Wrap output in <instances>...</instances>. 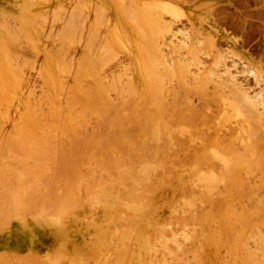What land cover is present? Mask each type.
Instances as JSON below:
<instances>
[{"label":"rangeland","instance_id":"rangeland-1","mask_svg":"<svg viewBox=\"0 0 264 264\" xmlns=\"http://www.w3.org/2000/svg\"><path fill=\"white\" fill-rule=\"evenodd\" d=\"M8 4H10V5H8ZM201 20L206 21L207 25H209V29H210L212 35L211 34H204L201 32V27H200V21ZM7 35H9V37ZM145 47H146V49H144ZM8 48L10 50H8ZM236 53H238V54H236ZM239 54L250 59V61H252V64H250L245 58H242ZM143 58L144 59L147 58L146 60L151 61L150 62L151 64H149V61H146V60L144 61ZM151 59H153V60H151ZM218 59L221 63L219 61L218 62L215 61ZM144 62L149 64L150 69H153V70L155 69L154 71L152 70L153 72L151 70H149V74H148L149 76L152 73L153 76H156V74H157L158 77H160V76H162L161 73L163 74L165 70L168 71V68H170V67L172 68L175 66L176 69L174 71L177 73L176 76H178V78L175 76V74L172 71L174 68H172V70H171L172 73L174 74L173 75L171 73V75L173 76L172 79L170 78L171 75L169 76V78H168V76H166L168 79V80L165 79L166 81L164 79L160 80L162 77L160 79L158 78L160 80V82L162 83V86L164 85L163 88L165 89V91H164V89L161 90V93L163 95L164 94L166 95L169 91V93H168L169 95L167 94L168 96H165L164 100L168 99V98L167 99H165V98L169 97L170 93H171V95H172V93H176V91L174 89L178 88V90L176 89L178 92L180 89H182L184 87L183 85H188V83H189L188 81H190V83L191 82L193 83L194 79H193V81H191L192 80L191 78L196 77L197 81L198 80L200 81V83H198L197 81H195V82L197 83V86L200 84L199 86L200 87L202 86L201 88L206 89V90L204 89L203 92L201 91V93L203 95L206 94L205 97L207 96L206 98H204V99H208L207 102H206V100H204L206 102V105L208 104L207 106L205 104H203V102H204L203 100L202 101L200 100V98L202 99V96H201L202 94L200 95V97H199V94H200L199 92H198V94H196L198 96L195 95L194 92L196 90H192V89L188 88V91H186L187 88L185 86L186 89L185 90L182 89V91L180 90L182 93L179 92V94L182 96V94L184 93V96H183L184 98L182 100L183 101L185 100L187 103H189V101H191L192 102L191 106L193 105L195 107V108L193 107L191 110L190 103L189 104L185 103V105H188L190 107L189 112L190 111L194 112L195 110H193V109H196V107H198L199 105H201V107H203V105H204L206 107V108H204L205 110H207L209 108L206 111V113H205V110H204V112H203V109L201 110L203 113H205L204 116H203V113H202V116L199 113V111H200L199 109H201L200 107H198V109H197L199 111L198 112L196 111L197 112L196 115L199 114V116H201V119H202L200 121V125L202 124L200 127L203 126V130H205V131L208 130L205 134H203L205 138H202V139L204 141L211 140L214 136H216L215 134L217 132V135H219V137H221L220 141H222V144L224 143V146L225 145L229 146V144L233 143V145L235 146L234 149L236 150V151H234V154L236 152L238 153V154L233 155L235 157H232V155H231L232 152H229V153L226 152L227 154L226 155L223 154L224 156L222 154H221V156L220 155L215 156V152H214L215 149L214 148H211V147L208 148V146H207V149H206V147H203V150H206L208 152V153L205 152L207 155H205L203 153L204 151L201 150V152H199V154H198L199 156H197V158L202 159V157L206 158V157H204V155L205 156H211L212 155L214 162L210 163L209 165H207L205 167H204V165H202L201 167H198L196 165L198 159L196 161L193 160L194 157H196V155H197V154H195L197 152H194V151H197V149L195 148L196 149L195 150L193 148L194 146L192 143L190 145L191 147L186 146V148H183V150L185 149V151L182 150L183 151V152H181L182 154L180 153V155L179 154L177 155L178 157H177L176 162L179 161L178 167H180V168L176 167V165H178V163H176L174 161V163H176V165L173 164L175 166V168L173 165L170 166V171L163 170V168L158 169L157 168L158 166H155L156 165L155 163L154 164L149 163V164H151L149 166L154 167V168H151L152 172L150 171L148 164H146V167H144L143 166L144 164H143L142 166L138 165L136 168L128 169L129 171L123 170L121 168V170H123L125 172L127 171L126 173H124L121 170L117 171L114 169L112 171L110 169L111 170L110 171L109 169H106V170H109L110 173L107 171V174L104 176L103 174L106 171H104L103 168L104 167L107 168V167L104 166L100 162V168H98L99 166H97V168L95 166H94L95 168L92 167V169L94 171L89 173V174L91 175V177L94 174L97 175V173H98L97 176H99V175H102V177L104 176L103 177L104 180H98L99 184L101 182L102 186H98L99 185L98 184L97 185L98 187H97L96 184L98 181H96V180L93 181L92 179H90L89 174L84 175L85 174L84 173L83 174L84 176L80 177L81 181L78 178V180H77L78 184H76L77 182H75V183L72 182L74 190H72V188L71 189L69 188L70 192L76 190L75 191L76 193L74 192V194L77 195L76 196L73 194V192L71 194H68V193H70L69 191H68V193L66 192V190H68L67 185H66V181H64V183H63L62 181L57 180L58 182L54 183L55 188L53 187L54 186L53 183H52L53 186L52 185L50 186L49 184H51V183L49 181H47L49 183L48 185L44 182V184H46V186L45 185H43V186L45 188L50 186L51 187L50 191H49V188L45 189L42 185H40V184H42V182H40L41 180L45 181V179H43V178L44 177L46 178L45 175H47V172H48V170L45 169L47 167L44 165L45 163L47 164L46 160H49L51 158V160H49L51 162L52 160H54V158L57 155L58 156L61 155L60 150H54V148H55V145H54L53 147H51L49 155H45L46 157L50 156V158L46 159L45 157H43V161H42V158L41 159L39 158V160H41L42 163L46 159L44 164H43L44 165L43 169H45L47 171L45 172V170L42 169V167H41L42 165L39 166L40 170L38 169L39 172H41V170L43 171L42 172L43 175H42V173L40 175V174H38L37 171H36L37 173H35V171L33 172V171H31V169H29L28 171L30 172V174L32 172V174H31L32 177L33 178L37 177L35 179L30 177V179H32L31 183L29 182L27 185V182H25L26 184L25 183H23V184L18 183L17 184L16 182H14V183L11 182L12 180H15V178L19 177L18 176L19 173H21V174L23 173L20 171H22V170L24 171L25 166L27 167L26 169H28V167L31 166L30 161H29V163H28V161L24 162V163L29 164V166H27V164H24L21 160H19V158L18 159L16 158L15 161H17V162H14L13 158L17 157L15 155L18 154V151L14 155V153H12V152L15 150L12 147L14 145H15L14 147H16L17 145L20 146V144L22 145L23 144L22 141L25 140L26 136H29L30 133H32L33 131L37 130V132H35V133L37 135H39V133H43L47 129L45 127L48 126V129L50 130L51 133H53V130H54V134L53 135L51 134L52 139L53 138L54 139L57 138V140L61 139L60 141L62 143L64 142V144L67 148L68 144L73 143L75 140H78L80 137L87 136V135L90 136L93 134V132L95 133L96 130L98 131V127L101 128V126L104 127V125L105 126L106 125L107 126L112 125V127L114 126L115 129L117 130L118 128L116 127L115 123L117 124L121 118V115H117L116 110L118 108H120L117 105H122L123 102H125V103H123L124 105H126V102L127 103L129 102L130 103L129 106H131L132 104L133 105L141 104L140 105L141 108H148V111L152 112L151 114L156 116V110H155L156 109V105H155L156 104V94L154 95V93H156V92L152 93V90L155 88V91H156L157 86L159 85V82H157V81H159V80H156L155 79L156 77H151V76L149 77L148 75H146L148 73V71L145 72L144 70L145 69L147 70L149 68H148L147 64H146L147 68L144 67L145 66ZM81 63L83 66L81 65ZM217 63L219 66L217 65ZM152 64H153V67H150V66H152ZM177 65L179 67L185 66V68L184 67L183 68L178 67V68L181 70L182 69L187 70V72H188L187 75H191L188 78L187 75L185 74L186 77L188 78V80H187V78L185 77V79L187 81L186 84L181 83V81H182L181 78L184 77V76L182 77V73H185V72H183L184 70H182L181 74H179L180 71L178 70ZM257 67L264 69V0H0V135H1L0 136V143L2 142L1 146H0V182L3 183L0 185V192L3 189L2 192L4 193V191L10 185H11L10 186L11 188L10 187L9 188L12 189L9 191V193H8L9 188H8V190L5 191L4 194L6 197H4V194L2 195V192L0 193L1 194L0 197L1 196L3 197V199L1 198L0 200L4 201L3 203H1L2 201H0V204H1L0 206H2L4 210H5V207H6V210L10 208L9 210H12V212H13V213L11 211L8 212L6 210L4 211L2 209V207L0 208V211L2 210L1 213L3 212L2 214H3V216H5V218H3V216H1V218H0V222L2 223V225L0 224L1 225L0 226V264H17V263L18 264L19 263L20 264L21 263L26 264V262H28L29 264H31V263L36 264L35 262H37V261L41 262L43 264V262H44L43 259H45L44 264H46V262L47 263L50 262L51 260L53 261L54 259L55 260L53 262H55V263L51 262L52 264H73V263H75L74 261H77L78 262L77 264H89V263L90 264H99V263L101 264L100 261L102 259H104V262L107 261L108 264H113V263L114 264H117V263H119V264H121V263H123V264H132V263L133 264H141V263L147 264V263H149V259H150L149 264H151V263H153V264H157V263L158 264H164L165 263L166 264V262H167V264H169V262H171V260H173V262H171L172 264H175V263L176 264H182V263L183 264H194V263L195 264H213V263L214 264H257L256 263L257 260H258V264H263L264 263V260H263L264 259L263 258L264 257V235H263L264 234L263 233L264 232V211H263L264 210V196H261V195L262 194L264 195V183H262L260 181V179L262 178L263 179L262 181L264 182V166H262L261 170H260V166L262 165V163L260 166H259V161H255V164H253L254 159H249V157H246V155H244V152L249 151L250 153L253 152V156L255 157L256 152L254 154V151H252L253 148L252 149L250 148L251 151L246 149V148L244 149L242 147L244 145V143H240L239 137L237 138V136H239L240 132H242L244 130V131H246L245 135H251L252 134L250 136V137H252L250 140L253 139V141L256 143H257V141H255V139L258 140V142H260L261 145H259V143H257V144L263 148L262 143L264 141H262V140H264V133L262 134V132H264V121L261 120V122H260L259 120L264 119V109H263L264 105L260 106L261 105L260 104L261 99H263L262 102L264 104V95H263L264 94V72ZM2 68L4 70H2ZM84 68L87 69L88 72ZM163 68L165 70H163ZM15 69H16V71H15ZM80 70H81V72H80ZM157 70H159V72ZM77 71L80 74H78ZM150 71H151V73H150ZM155 71H156V74H155ZM166 71H165V73H166ZM157 72L160 73V76ZM169 74H170V72H169ZM208 74H209V76H208ZM92 75H93V77H92ZM164 75H168V73L163 74V77L166 78ZM174 76L178 80L174 79L175 78ZM180 76H181V78H180ZM203 76H204V79L206 77V80H209L207 82V84H206V82L202 83V81H205V80H203ZM210 76L213 77L212 80H211ZM207 78H209V79H207ZM150 79H152L151 82L149 81ZM153 79H154V81H156L155 83H154ZM163 80L165 81L164 84L162 82ZM168 81L172 82L171 84L173 85L174 88L171 90H174L175 92L170 91V90H166V89L172 88V86L171 87L168 86L170 88L167 87ZM176 81L178 83H180L182 88L178 87V86H180L179 84L177 86ZM157 83H158V85H157ZM190 83H189V85H190ZM192 83H191V85H192ZM149 84H150V87H149ZM154 84H155V86H153ZM204 84H206L208 86H206ZM231 84H233V85H231ZM234 84H235V87L238 86V87H236L235 91L240 90V92H241L243 90V92L245 93V97L248 99V101H250V99H251L252 103L254 100H255L254 102H256V103H254L255 106H257L256 108L252 107L253 108L252 109L250 107V106H253L254 104L248 106V108L246 107V109L249 111H250L249 107L251 108L252 115L250 114L251 111L249 114L252 118L253 117L254 118L252 119L250 117L248 123H245V124L243 123V118L238 116V112L236 111V109H237L236 106L238 107L240 105V106H243V108H244L245 105H241L240 102L242 100L241 101L239 100L240 102H235V103H237V105L234 102H233L234 103L233 104L232 100H231L232 99L231 97H233L232 92H235L234 91L235 87H233ZM102 86L104 87V90H103ZM152 86L154 88L151 90L150 88ZM193 86L195 87L196 85L193 84ZM204 86H206V87H204ZM216 86H219V87H217L218 89L216 88ZM200 87H199V89H201ZM158 88L162 89L161 86H159ZM223 88H225V89H223ZM85 89H88V90H85ZM77 90H79L80 94H78ZM106 90H108V91H106ZM129 90H131V91H129ZM183 90H184V92H183ZM189 90H190V92H189ZM85 91H87V92H85ZM88 91H90V92H88ZM126 91H128L127 93H129L130 95L129 94L127 95ZM166 91H167V93H166ZM185 91L189 92V93L187 94ZM74 92L77 94L76 96L79 95V97H76ZM91 92H92V94H91ZM104 92L105 93L107 92L108 94L105 95ZM122 92H125V93H122ZM243 92H241V93H243ZM71 93H73V97H71V95H72ZM89 93H90L92 99H90L91 97L89 96ZM100 93H101V95H100ZM151 93L153 95H150ZM185 93L189 97L186 96ZM241 93H239V94H241ZM87 94L89 97L88 99L93 101V102L91 101V104H93L92 106L98 105L97 108L99 110H97L96 106H94L92 108V111L95 110L94 113L96 112V115L98 117H100V115H101L102 117L100 119H97V116L94 117L95 114L93 112H91L90 108L92 106H91V104H89V105L87 104V102L88 103L90 102L86 99ZM98 94H99V96H98ZM120 94H122V97H123L122 99L120 98L121 97ZM123 94H125V95H123ZM177 94L178 93H176V96H177ZM236 94H234V96ZM239 94H237V97L241 98L240 96H238ZM230 95H231V97H230ZM105 96H108L110 103H108V101H109L108 99L106 101V99L103 98ZM124 96H126V97L124 98ZM174 96H175V94H174ZM181 96L178 95L177 98L175 97L176 101H174L175 98H172L173 100L172 99H170V100L174 101L172 103H176L177 101L181 103L182 100L179 101L180 100L179 98H181ZM243 96H244V94H243ZM94 97H95V99H93ZM149 97H151V98H149ZM171 97L172 96H170V98ZM185 97L190 98V100L187 101L185 99ZM214 97L216 98V100ZM219 97L220 98L223 97V98H221V100H220ZM237 97L235 96V98H237ZM78 98H80V100L83 102L85 101L84 105H82V103H80L82 105V107H81V105L78 106L79 104L78 105L76 104L77 101H80V100H78ZM235 98H233L234 101L236 100ZM102 99H103V102H102ZM130 99H133V100H130ZM6 100H8V101H6ZM230 100H231V102H230ZM70 101H71V103L73 102L71 104V106H70ZM98 101L101 103H104V101H105L106 103H104V104H106V106L107 105L112 106V108L106 107L100 103L98 104ZM168 101H169V99L167 100V102L166 101L165 102L168 103ZM112 102L118 107L117 109H115V105ZM170 103H171V101H170ZM180 103H178V104H180ZM242 103L244 104V102H242ZM75 105H76V108L75 109L72 108V107H75ZM85 105L87 106V109L90 106L89 110L85 109L86 108ZM173 105L175 106V104H173ZM180 105L182 106L183 104H180ZM180 105H178V106H180ZM185 105L183 106V108L185 107V109H187ZM39 106H40V108H39ZM126 106L128 107V105H126ZM151 106H153V107H151ZM178 106L176 105V108ZM69 107H70V110H72L71 112L69 110ZM100 107L103 109H101ZM104 107L106 109H104ZM30 108H31V110H28ZM52 108H53V110H52ZM179 108L180 107L177 108L178 109L177 113L178 112L179 113L184 112V111H182L183 108L182 109H179ZM32 109H34V110H32ZM48 109H50V110H48ZM76 109L82 110V112H84V110H85V112L80 114L81 112H79ZM107 109H109V111H111V112L107 111ZM246 109L242 110V111H244V113L246 112L245 115H247V113H248ZM75 110H76V114H74ZM31 111L34 112V115H33L34 118L30 117L33 114ZM41 111L43 113H41ZM53 111H55V112H53ZM58 111H60V112H58ZM97 111H99L100 115H98ZM87 112H89V113H87ZM90 112L92 114H94L93 117L91 116L92 114ZM102 112L104 113V115H106L105 117H104V115H102ZM187 112H188V110H187ZM26 113L28 116L26 115ZM52 113H54V114H52ZM72 113H73V115H72ZM194 113H192V114H194ZM39 114H42V115H39ZM44 114H46L45 115L46 117H44ZM49 114H50V117H49ZM55 114H58V115H55ZM83 114H85L89 117L87 118V116H85ZM89 114H91V115H89ZM182 114H184V113H182ZM186 114H188V113H186ZM37 115L41 116V117H38ZM189 115H190V117L192 116L191 112ZM189 115H187V116H189ZM76 116L77 117L79 116L80 119H78V118L75 119ZM119 116H120V118H119ZM258 116L259 117L262 116V118L261 117L257 118ZM25 117L27 118V120ZM54 117H56V118L59 117L58 119L61 121H59L58 119H56ZM68 117H70V118H68ZM190 117H189V119H191ZM238 117H240V118H238ZM46 118H47V120H45V123H44V119H46ZM48 118H50V119H48ZM85 118H87V119H85ZM93 118H94V121H93ZM107 118H109V119H107ZM37 119L40 120L39 122H42L44 124L40 123L41 124L40 125L38 121H34ZM29 120L32 122L31 124H30ZM67 120H68V122H67ZM81 120L86 121V122H83V124L86 123L85 124L86 126H84L83 124L80 123ZM192 120L194 121L193 124L194 123L196 124V120H198V119H196V117L195 118L193 117V119H191V121ZM26 121L32 127L35 126L34 124H36L35 128H32L35 130H33L31 132L29 129V128H31V126H28L26 124L27 123ZM33 122H36V123L33 124ZM47 122H48V125H45V124H47ZM97 122H98V124H97ZM224 122L225 123L227 122V124H225ZM73 123L77 124L79 127L76 128L75 126H77V125H75ZM254 123H256V125ZM258 123L261 125V127L259 126ZM18 124L20 125V128L22 126L24 128L22 127V129H20ZM61 124L63 125L64 128L62 126H60ZM72 124L74 125L75 128L72 127ZM38 125L40 127H38ZM49 125H51V126H49ZM143 125H145V124L143 123ZM197 125H198V123H197ZM197 125L195 127H197ZM223 125L226 127H224ZM41 126L42 127L45 126V127L42 129ZM95 126H97V128ZM59 127H61V128H59ZM65 127L67 129L66 134L69 136H67L66 134L64 135V133L66 132ZM70 127L72 128V130L75 129V132H74V130L72 132ZM91 127H92V129H91ZM219 127L220 128L222 127L223 129L221 128L219 131ZM79 128L80 129L84 128V129L80 130ZM40 129H42L43 131ZM198 129L200 130L199 125H198ZM258 129H260V130H258ZM209 130H210V132H209ZM68 131L73 133L72 136H70L71 133H68ZM84 131H86V132H84ZM19 132L21 134H19ZM27 132L29 133V135H27ZM61 132L63 133L64 136L62 135ZM35 133L33 132V134H35ZM48 133L46 132L47 135H50V133L49 134ZM56 133H58L57 136L60 135V138H59V136L55 137ZM24 134H26V136ZM83 134H85V135H83ZM148 134L149 135L153 134L156 136L155 133L149 132ZM259 134H261V135H259ZM18 135H20V137H18ZM23 135H24V137H23ZM7 136L9 138H7ZM61 136L64 138L67 137L68 140H66V139L64 140V138H62ZM16 137H17V145H16ZM48 137H50V136H48ZM75 137H77V138H75ZM5 138H6L5 141L7 142V144H6V142H5V144L3 142ZM18 138H19V140H18ZM259 138H260V140H259ZM261 138H262V140H261ZM13 139H14V141H13ZM50 140H51V137H50ZM57 140H56V143L59 142ZM52 141H51V144H53ZM66 141H67V143H66ZM234 141H235V143L236 142L237 143L235 144ZM238 141H239V143H238ZM253 141H251V143H253ZM53 142H55V141H53ZM12 143H14V144H12ZM256 143H254V144H256ZM239 144H242V146L240 147ZM18 146H17V148H18ZM203 146H205V145L203 144ZM9 148H12L13 151H10L11 149H9ZM62 149L65 150V147H62ZM210 149H211V152H209ZM256 150L258 151V149H255V151ZM241 151H243V152H241ZM7 152L8 153L11 152L12 154L10 153V155H9V154H7ZM249 152H248L247 156L251 157L252 154L250 155ZM261 152H263V151H261ZM239 153L240 154L243 153V154H241V156H240ZM50 154L55 155V157L53 156L54 157L53 158ZM217 154H218V152H217ZM261 154H258L257 157H259V158L262 157L263 159L262 160L259 159V160H261L264 164V153H261ZM200 155H203V156L201 157ZM236 155H239L240 157L239 156L236 157ZM6 156L8 158H6ZM10 156L12 157V159L10 158ZM13 156H15V157H13ZM242 156H245L247 159H249L251 161L253 160L252 164H251V162L250 163L248 162L249 165L251 164L250 165L251 167L249 166L248 170L245 168V167H247L245 164L248 165V163L246 161H249V160L244 159L245 157L242 158ZM226 157H228V159H229L228 161H230L231 165H230V168L227 167V168H225V171H224V168H223V166H221V164L227 159ZM97 158H98V160L103 159L100 157H97ZM230 158H232V160ZM237 158L238 159L242 158V159H240V161L242 162L244 160L243 163L246 162L245 164L241 163V164L245 165L244 167L242 166V168H241L240 167L241 165L236 166L235 164L232 163V161L236 162ZM7 159H10V160H7ZM188 160H190L191 162H194V163L193 164L191 163L192 165L191 164L189 165L190 162L188 163L187 162ZM217 160H219L222 163L219 164V161H218V163H215V162H217ZM221 160H223V161H221ZM257 160H258V158H257ZM8 162L9 163L11 162V163L9 164ZM13 162H14V165L12 164ZM198 162H200V160H198ZM256 162H258L259 168L254 166L257 164ZM4 163H6L5 166H4ZM16 163H17V165L19 163V166H17ZM20 163H22V164H20ZM136 163L138 164V162L136 160L131 162L132 165L133 164L137 165ZM185 163L191 167H189V168L185 167L186 166ZM1 164H3V165L1 166ZM232 164H233V167H231ZM20 165H22V168L20 167ZM252 165L254 166V168ZM171 167L173 168L172 171H171ZM234 167H235L236 172L234 170ZM238 167H240L238 169L239 174L237 171ZM57 168L60 170L59 167L55 166V170H54L56 172L55 175H57L58 174L57 172H59V170ZM250 168H252L251 171H253L255 169L253 171V173L250 171ZM18 169H21V170L19 171ZM48 169H49V166H48ZM125 169H127V168H125ZM139 169H141V171ZM148 169H149V174H148ZM256 169L258 171H256ZM154 170L156 173L154 172ZM158 170H159V172H158ZM18 171H19V173H18ZM142 171L145 173H142ZM243 171H244V173H243ZM99 172L100 173L102 172V173L100 174ZM146 172L148 175L146 174ZM234 172H235V175H234ZM248 172L250 173V175L251 174L252 175L250 176ZM224 173L228 174L227 179H226V175ZM14 174H16L15 175L16 177H14ZM110 174H111V176H110ZM166 174H169V175H166ZM232 174L234 176L237 175L238 177L237 176L234 177ZM12 175H13V177H12ZM107 175H108L109 179L107 178ZM120 175H123L124 177L120 176ZM140 175L141 176L146 175V176L145 177L142 176V178H141ZM152 175L154 176L153 179H152ZM6 176L13 178V179L11 178L8 185H4V184H7L8 179H9V178L7 179ZM42 176H44V177H42ZM85 176H86V178H85ZM155 176L157 177V179H154V178H156ZM209 176H210V179H212V176L213 177L217 176V179H220V180H221V178H222V180L225 178L224 179L225 181H222V182H225V183L228 182L229 184H231L235 179V181L237 183L234 181L233 182L234 184H232L234 186H231L228 183H227V185L223 186V183L220 180H217L216 177H215V179L218 182L220 181V184H222V185H220L217 181H215L214 178H213L214 182L211 181L210 179H207ZM241 176H242V178H241ZM1 177H5L6 180L3 179V181H2ZM83 177L85 178V181H84ZM87 177H89V178H87ZM136 177H138L137 181L135 179ZM147 177H149L148 179H151V180L147 181L146 180ZM161 177H162L163 183H162V180H160ZM166 177L170 181L167 180ZM39 178H40V180H39ZM232 178H234V179H232ZM257 178H260V179H257ZM86 179H88L87 180L88 184L85 183ZM113 179H116V180H113ZM202 179H204V180H202ZM205 179L209 180V183L207 180H206L207 183H205L206 182ZM108 180H109V183H107ZM4 181H6V183ZM34 181L36 182L35 183L36 186L34 185ZM113 181H117V182L116 183L114 182L115 183L114 184ZM122 181H124V182H122ZM168 181H169V184H167ZM200 181H201V183H200ZM210 181L212 183H210ZM240 181H242L241 184H240ZM60 182H62L64 185V186H62V183H61L60 185L62 187H64V188L66 187L65 189H63L60 185H58V183H60ZM89 182H91V183L93 182V185H91V183H89ZM121 182L123 184L127 182L126 184H124V186H125L124 188H123V184ZM147 182H149V183H147ZM193 182H195V183H193ZM215 182H217V183H215ZM117 183L122 185L121 188H120V185H118ZM134 183L135 184L138 183V184L135 185ZM238 183H239V185H238ZM29 184L31 185L30 187L33 186L34 188H36L38 186V188H37L38 190L42 189V187H43V190L45 189L44 193L47 196V198H48L47 194L49 193V197L52 199L51 201L48 199V201L50 203L47 201L44 194L41 195V194H39L41 192H36L37 189L36 190L34 189L35 193L33 192L32 189H31L32 190V192H31ZM70 184H71V182H70ZM83 184H85V185H83ZM103 184H104V186H103ZM139 184H140V186H137ZM161 184L163 185V187H161L162 186ZM207 184H209V185H207ZM17 185L21 186L22 190L19 187H16ZM24 185L26 187L27 186L29 187L28 192L31 194L30 197H33V199L34 198L36 199V205L34 204L35 202L32 201L33 200L32 198L29 199L30 194L28 195V192L26 191L27 189L25 190V192L27 194L25 192H23V190H24L23 188H26V187H24ZM56 185H57V188H56ZM72 185H69L68 187H72ZM153 185H156L155 186L156 189ZM212 185H213V187H216L215 191H214V188L211 187ZM218 185H219V188H217ZM22 186H23V188H22ZM93 186H96V187L94 188ZM127 186H128V188H127ZM131 186H133V187H131ZM149 186H152V188ZM207 186H208L207 190L210 188H212V189H210L209 191H206ZM225 186L227 189H230L229 186L231 187V189L233 188L232 190L230 189V191H233V192L228 191L225 188ZM238 186H240V187H238ZM101 187H104V188L102 189ZM139 187H140V190H139ZM196 187H198V188L196 189ZM90 188H91V190H90ZM93 188L95 189V191ZM130 188H134V189L137 188V189H135V191L133 189V191H132L133 196L130 195L131 194V191H129ZM204 188H205V191H204ZM236 188H238V189H236ZM15 189L17 190V192H14V194H13V191ZM201 189H203L202 191L204 193L202 191H200ZM46 190H48V191H46ZM84 190H85V193H84ZM123 190L125 192L124 194L122 192ZM153 190H155L154 193H151V192H153ZM18 191L21 192V194H23V195H20V193ZM60 191H62L65 196L63 195V197H61L62 192H60ZM88 191H90V192L92 191V192L91 193L89 192L90 194H87ZM116 191H117V193H116ZM136 191L137 192L139 191L140 193H136ZM211 191H212V193H211ZM78 192H80V194L82 196L78 195ZM93 192H95V193H93ZM119 192H121V193H119ZM143 192H145V193H143ZM147 192L151 193V194L149 195ZM199 192H200V194H198ZM206 192L210 193L211 195L207 194ZM16 193L18 194L17 197H15ZM37 193L40 195L37 197L41 198V196H43L41 198V200L43 198H45L46 200H44V202H42L43 200L41 201L39 198V200H40V202H39V200L35 196V195H37ZM65 193H67V194H65ZM32 194L33 195L35 194L34 195L35 197ZM51 194L55 195V196H53V198H55L57 195V197L59 196L58 200L60 198L62 200L60 199L59 202H56L52 198ZM121 194H122V196H121ZM125 194L127 196L130 195L131 197H133V198H130V200L131 199H133V200L129 201L130 196L127 199V196ZM144 194H147L149 197L147 195H144ZM8 195H10V196H8ZM25 195H28V196H26L27 199H25L26 198V197H24ZM135 195L136 196L139 195V196H137V198H136ZM214 195H215V197H213ZM251 195H252V198H251ZM116 196L117 197L119 196L118 197L119 199ZM169 196H170V198H169ZM204 196L205 197L209 196V197H207V199H203V198H205ZM248 196H249V198H248ZM10 197H11V199H9ZM115 197L117 199H115ZM142 197L143 198L145 197V198L143 199ZM211 197H213V198H211ZM12 198H14V199H12ZM74 198H75V201H74ZM81 198H83V199H81ZM194 198L196 199L195 201H197V202L194 201ZM236 198H237V200H239L238 202H237ZM258 198L260 200H258ZM6 199L9 200L8 206H7L8 201L6 202ZM15 199H17L18 202H16L17 200L15 201ZM20 199H21V201H20ZM24 199L26 201L27 200L29 201V203L27 202L28 203L27 205H25L26 201H25V204L22 203ZM35 199H34V201H35ZM55 199L57 200V198H55ZM102 199L104 200V203H102V201H103ZM176 199L177 200L180 199L181 201L180 200L177 201ZM198 199H201L203 201L198 200ZM53 200L55 201V204H57V207L54 204V207H56V208L53 207L54 209L51 208L53 206V202H54ZM123 200H124V202H127V203H125V209L123 207V205H124ZM12 201H13V203H12ZM46 201L49 203V205L47 203L48 206L46 205ZM77 201L78 202L82 201V202H80L78 204ZM142 201H144V204L147 202L146 205L151 203V204H153V206L155 208H157V207L158 208L155 209L154 207H152V205H147V206H145L147 208H145L144 204H140V202L142 203ZM167 201H169L168 202L169 204L167 203ZM209 201L211 204L209 203ZM129 202H130V205H129ZM186 202H187V204H186ZM191 202L197 203V204L192 203L193 205H196V206L194 207L191 204ZM10 203L13 205H11ZM21 203H22V205H20ZM32 203H33V205H30ZM37 203H40V204H37ZM176 203H178V204H176ZM202 203H203V205H202ZM50 204L52 205L51 207H50ZM4 205H6V206L4 207ZM10 205L12 207H9ZM17 205H18V209H19V207L21 208V206H25V207L28 206L29 208L26 207L24 210V207H22L21 208L22 214H21L18 212V209L16 208ZM29 205L31 206L32 209L30 208ZM85 205H87V207ZM176 205H178V206H176ZM184 205H185V207L183 208ZM38 206H41V207L38 208ZM110 206H113V207H110ZM118 206H120V207H118ZM126 206H127V209H129V210L126 209ZM150 206H151V208H148ZM160 206H161V209H160ZM227 206H228V208H231V209L228 210ZM230 206H232L233 208ZM71 207H73V208H71ZM92 207H94V208L97 207V208H95V209L93 208L94 210H91ZM131 207H132V209H131ZM181 207L184 210H182ZM235 207H236V209H235ZM34 208L36 211L39 210L40 212L37 211V213H35L36 211L34 210ZM44 208H46V209L50 208V209H48L50 213L48 212V210H46ZM120 208H123V209H120ZM177 208L180 211L177 210V213H176L175 210ZM188 208L189 209L193 208V210L192 209L189 210ZM223 208H224V210L222 211ZM28 209H30V212L33 213L32 215L30 213H27V211H29ZM55 209L57 211H55ZM99 209H103V210H99ZM187 209H188V212H190V213L187 212ZM208 209H210V210H208ZM233 209L236 210V214H238V215H236L235 213H233L234 215L232 214V211L235 212V210H233ZM50 210L51 211L53 210V212L54 211L55 212L51 213ZM79 210H81V211H79ZM90 210H91V212H90ZM109 210H110V212H109ZM118 210L119 211L121 210L122 212H119ZM227 210H228V213L230 212L231 217H233V220L231 218V220L229 221L228 218L230 217V215L227 216L228 215ZM92 211H93V213H92ZM150 211L152 213H150ZM217 211H218V213H221V214L218 215ZM24 212H25V214H23ZM114 212L116 214H113ZM125 212H127V213L125 214ZM136 212L140 213V214H137ZM145 212L147 214H145ZM203 212H204L206 217L204 216ZM223 212H225L226 215ZM11 213L13 215H10ZM16 213H18V214H16ZM55 213H56V215H55ZM74 213H76V214H74ZM122 213H123V216H122ZM148 213H150V214H148ZM187 213H188V215H187ZM260 213H262V214H260ZM135 214H136L137 218L135 217ZM141 214H142V216H141ZM194 214H196V215H194ZM145 215L146 216L148 215L147 218H144V217H146ZM158 215H161V216H158ZM170 215H172V216H170ZM176 215H178V216H176ZM212 215H214V216H212ZM240 215H241V218H240ZM245 215H246V217H245ZM251 215H252V217H251ZM81 216H83V217H81ZM182 216H183V218L187 217L188 219L187 218H186L187 220H185V218L182 219ZM217 216L221 217V220ZM236 216L239 218H236ZM160 217L161 218L163 217V218L161 219ZM175 217L176 218L178 217L177 218L178 220ZM189 217L191 219H189ZM208 217L210 218V221H209ZM117 218H118V221H116ZM139 218H141V219H139ZM148 218H149V221H147ZM156 218H158V219H156ZM159 218H160V220H159ZM172 218H175V219H172ZM199 218H200V222H199ZM212 218H215V219L217 218V219L215 220ZM120 219H122L123 221ZM125 219H127V221ZM167 219H168V221H167ZM203 219H205L206 221H204ZM153 220H154V223L151 224L150 221H153ZM162 220H165V222ZM176 220H177V222H176ZM120 221H122V222H120ZM145 221L147 222L146 224H145ZM178 221H179V223H178ZM226 221H227V223L229 221L230 224H232L234 221V223L231 225L232 226L231 231L229 230L230 225L228 226ZM3 222H6V223H3ZM84 222H85V224H84ZM114 222L117 226L114 224ZM143 222H144V225H143ZM166 222H168L167 223L168 225L166 224ZM76 223H77V225H76ZM108 223H110V226H107ZM177 223L179 225H177ZM3 224H4V226H3ZM139 224H142L143 226H141V225L139 226ZM216 224H217V226L221 225L220 226L221 228L217 227ZM127 225H129V226H127ZM145 225H146V227H145ZM150 225H152V227H150ZM159 225H161V226H159ZM165 225L168 226L169 228L166 227ZM77 226H78V228H77ZM114 226H116V227H114ZM125 226H127V227H125ZM155 226H157L158 228ZM192 226H193V228H192ZM213 226H215V230H218L217 232L214 230ZM225 226H228V230L230 232L227 231V227L225 229ZM120 227L122 228V230ZM185 227L188 230L185 229ZM55 228H57V229H55ZM92 228L93 229L96 228L98 231V234H97L96 229L93 231ZM115 228L118 229L117 235L115 234L116 233ZM129 228H130V230H129ZM85 229L87 231H84ZM161 229H163V230L165 229V230L161 231ZM128 230H129V233H128ZM157 230H159L160 232H158ZM52 231L55 233H53ZM122 231H124L125 234H124V232L122 233ZM135 231L137 232V234ZM142 231H143V233H142ZM184 231L186 232V234H184L185 236H188V235L191 236V235L195 234V237L191 236V239H189V237L182 238L181 235ZM195 231H196V233H194ZM214 231L216 232L215 234H213ZM220 231L222 234H224V237L220 236L221 235L219 233ZM50 232L52 233L51 235H50ZM187 232L188 233L191 232L192 234L191 233L188 234ZM56 233H57V235H56ZM111 233H113V234H111ZM126 233L128 234V236L126 235ZM138 233H140V234H138ZM158 233H160V234L158 235ZM173 233H174V236H172ZM178 233H179V236H176V235H178ZM53 234H55L54 237H52ZM161 234H162V236H161ZM234 234H235V237H234ZM96 235L97 236L102 235L101 237L98 236L100 240L98 239V237ZM107 235H109V236L107 237ZM225 235H227V236L225 237ZM228 235H230V236H228ZM114 236H115L116 240L112 239V238H114ZM117 236L118 237L121 236V237L118 238ZM124 236L129 237V242H128V239L125 240L126 238ZM175 236L179 237L178 239H176V241L178 240L177 241L178 243L175 242V240H174L176 238ZM110 237H112V238H110ZM122 237L124 238L123 239L124 241L121 239ZM147 237H148V239L146 241L142 240V239H145ZM170 237L172 239H173V237H175L173 239L174 241L171 240ZM89 238H91V239H89ZM155 238H157L156 240H158V241L155 242L152 245L154 247H152L150 249V246H151L150 244H152L153 239L155 240ZM163 238H165V239H163ZM169 238H170V240H169ZM196 238L197 239L199 238V240H196ZM252 238L255 240L252 241ZM96 239L99 240V242L97 241L99 244L97 242H95ZM118 239L120 240V242L122 240L123 243L121 242V244H120ZM181 239L182 240L184 239V240L181 241ZM185 239H188V240H186V242L184 243ZM89 240H90L91 244L88 243ZM161 240L163 241V243ZM206 240L209 243L205 242ZM47 241H51L52 246L46 245ZM101 241L103 242V244H105L104 242H106L107 247H110V248L103 246ZM125 241H127V242H125ZM139 241H141V242H139ZM169 241L175 242L177 247L175 248V246H172L173 245L172 243L169 244ZM242 241L244 242V244ZM93 242L95 244L96 243L97 244L95 245ZM109 242H111L112 244ZM144 242L145 243L147 242L148 244L147 243L143 244ZM164 242L165 243L168 242L167 245L170 247L165 248ZM213 242H214V244H213ZM253 242H254V244H253ZM138 243L143 244L142 250H141L142 246L140 245L138 247V245H139ZM157 243H159V246H157L158 245ZM179 243H181V244H179ZM216 243H217V245H216ZM88 244L90 246H88ZM109 244H111L112 246H109ZM161 244H164L163 250L165 249L164 250L165 252H166V249L172 250V251L168 250L169 251L168 253L169 254L171 253L172 256H173V254H175L173 256L174 258L172 256L170 257L167 252L166 253L163 252L162 249L160 251V248H162V246H163V245L161 246ZM234 244L235 245L237 244V245L235 246ZM97 245L98 246L100 245L101 248H100V246L98 248ZM76 246H77V248H76ZM26 247L28 249L25 251ZM102 247H103V249H102ZM104 247L107 248L108 250L105 249ZM179 247H181V249L178 250ZM96 248H97V250L98 249L99 250L98 251L95 250L96 252H94V249H96ZM114 248H116V249L114 250ZM120 248H123L124 251H122V250L120 251L119 250ZM137 248H139V249H137ZM157 248H159V251ZM19 249H20V251H18ZM91 249H93V250H91ZM100 249H101V252H104L106 254V256L104 253L102 254L100 252ZM125 249H126V251H125ZM235 249H237V251ZM256 249H258L259 251H257ZM81 250H82V252H81ZM102 250H105V251H102ZM116 250H118L119 253H117ZM150 250H151V252H150ZM199 250H201V251H199ZM91 251H93V252H91ZM109 251H111V252L109 253ZM136 251H137V253H136ZM138 251H141V252L138 253ZM143 251H144V253H143ZM59 252H60V256L58 258L57 256L59 255ZM149 252H150V254H149ZM197 252L199 255L197 254ZM234 252L236 253V257H235ZM256 252L259 255H257ZM259 252L263 255H261ZM82 253H84V255ZM89 253H92V254L90 255ZM100 253L102 254V256ZM121 253H122V256H120ZM123 253H125L126 259L123 257L124 256ZM146 253H148L150 256ZM154 253H156V254L154 255ZM249 253H251V254H249ZM98 254L101 258L98 256ZM161 254L163 256H161ZM255 254L257 256H255ZM93 255H95V256L93 257ZM118 255L120 256V259H119ZM141 255L145 256V257H142ZM146 255H148L149 258ZM152 255H153V258H152ZM253 255H254V257H257V258H253ZM78 256H80L84 260L79 259L80 257H78ZM261 256H262V258H261ZM61 257H63V258H61ZM88 257H93V258H88ZM110 257H112V259H114V260H112ZM122 257H123V259H122ZM250 257H252L253 260ZM50 258H52V259H50ZM95 258L96 259L98 258L100 261L96 260ZM165 258H166V260H164ZM235 258H236V260H235ZM5 259H7V260H5ZM24 259H26V261ZM89 259H90V261H89ZM121 259L123 262L120 261ZM195 259H197L198 261ZM259 259H260V262H259ZM19 260H20V262H19ZM57 260H59V262ZM94 260H96V261H94ZM116 260H117V262H116ZM174 260H176V261H174ZM143 261H144V263H143ZM96 262H98V263H96ZM104 262H103V264H105ZM37 264H39V263H37Z\"/></svg>","mask_w":264,"mask_h":264},{"label":"bare ground","instance_id":"bare-ground-1","mask_svg":"<svg viewBox=\"0 0 264 264\" xmlns=\"http://www.w3.org/2000/svg\"><path fill=\"white\" fill-rule=\"evenodd\" d=\"M8 5H10V4H8ZM30 23V22H29ZM83 23V22H82ZM143 32V31H142ZM143 34V33H142ZM8 37H9V35H7ZM17 42V41H16ZM12 45V44H11ZM3 49V48H2ZM144 49H146V47L144 48ZM155 49V48H154ZM8 50H10L9 48H8ZM139 50V49H138ZM143 52V51H142ZM141 53V52H140ZM14 54V53H13ZM6 55V54H5ZM143 55V54H142ZM12 57V56H11ZM143 57V56H142ZM147 59V58H146ZM146 59H144L143 58V60L145 61ZM86 60V59H85ZM151 60H153V59H151ZM146 61H149V60H146ZM216 62H218L219 61V59L218 60H215ZM8 62V61H7ZM54 62V61H53ZM151 61H149V64H151L150 63ZM153 62V61H152ZM215 62V63H216ZM220 62V61H219ZM141 63V62H140ZM145 63V62H144ZM143 63V64H144ZM221 63V62H220ZM219 63V64H220ZM146 64L147 63H145L143 66L144 67H146ZM149 64H147V66H148V68H149ZM154 64V63H153ZM153 64H152V66H150V67H153ZM81 65H82V63H81ZM88 65V64H87ZM217 65H218V63H217ZM80 66V65H79ZM83 66V65H82ZM219 66V65H218ZM51 67V66H50ZM179 66L177 65V68H178ZM185 68V66H181V67H179V68ZM87 68V67H86ZM98 68V67H97ZM147 68V67H146ZM167 68V67H166ZM171 68V67H170ZM170 68H168V71L170 72V74H169V72L168 71H166L164 68H163V70H165L166 71V73H168V75H164L165 77L166 76H168V78H169V76L171 75V73H172V71H173V73L175 74V76H176V72L174 71L176 68H175V66L174 67H172V68H174L173 70H172V68L170 69ZM178 68V70L180 71V73L179 74H181V72H182V70H184L183 72H185V73H182V77L183 78H181V76H180V78H181V83L182 84H186V79H185V77H186V75H187V70H185V69H179ZM85 69V68H84ZM89 69V68H88ZM2 70H4L3 68H2ZM68 70V69H67ZM86 71H87V69H85ZM149 70H153V69H145L144 71L146 72V71H148V73L146 74L145 72V74L146 75H148L149 74ZM155 70V69H154ZM153 70V71H154ZM162 70V71H163ZM172 70V71H171ZM15 71H16V69H15ZM52 71V70H51ZM151 71H150V73H151ZM152 71V72H153ZM158 72H159V70H157ZM165 71H164V73L163 74H166L165 73ZM18 72V71H17ZM78 72V71H77ZM80 72H81V70H80ZM88 72V71H87ZM157 72V73H158ZM172 73V74H173ZM12 74V73H11ZM78 74H80L79 72H78ZM90 74V73H89ZM155 74H156V71H155ZM159 74V76H160V73H158ZM163 74L161 73V75L162 76H160V77H158V75L156 74V76H153V74L151 73L150 74V76L151 77H156L155 79L156 80H159L161 77V79L160 80H162V79H166V80H168L167 79V77L166 78H164L163 77ZM173 74V75H174ZM186 74V75H185ZM91 75V74H90ZM3 76V75H2ZM82 76V75H81ZM87 76V75H86ZM99 76V75H98ZM149 76V75H148ZM149 76V77H150ZM172 76V75H171ZM170 76V78L172 79L173 78V76L171 77ZM174 76V77H175ZM189 76H191V75H187V77L189 78ZM208 76H209V74H208ZM80 77V76H79ZM78 77V78H79ZM88 77V76H87ZM92 77H93V75H92ZM177 78H178V76H176ZM174 78V79H177V78ZM186 77V78H187ZM199 77V76H198ZM211 77V76H210ZM15 78V77H14ZM17 78V77H16ZM19 78V77H18ZM76 78V77H75ZM159 78V79H158ZM188 78H187V80H188ZM191 78V77H190ZM212 78L213 77H211V80H212ZM46 79V78H45ZM81 79V78H80ZM149 79V78H148ZM185 79V80H184ZM192 80L191 81H193V79H194V81H193V83H192V85H191V83H190V81H188L189 83H190V85H189V83H188V85H183L184 87L182 88V86L180 85V83H178L177 81V86H178V84L180 85V86H178L179 88L181 87L182 89H186V91H188V88H190V89H192V90H196L194 93H195V95L196 94H198V92L200 93L199 94V97H200V95L202 94L201 93V91L203 92V90L205 89V88H201L199 85V87L201 88V89H199V87L197 86V83L195 82V81H197V78L196 77H193V78H191ZM207 79H209V78H207ZM160 80L159 81H157V82H159V85H158V83H157V89H156V91H155V88L153 87V86H155V84L150 88L151 90H152V93H154V92H156V93H154V95L156 94V116H154V115H152L151 113L152 112H150V111H148V108H141V104H139V105H133L132 103V105L131 106H129L130 105V103L128 104L127 102H126V105H128V107L126 106V105H124L123 103H125V102H123L122 103V105H117L118 107H120V108H118L113 102V104L115 105V109H117L116 111H117V115H121V118H120V116H119V118H120V120H119V122L116 124L115 123V125H116V127L118 128L117 130L115 129V127L113 128L112 127V125H104V127L106 128H104V127H102L101 126V128L100 127H98V131L96 130V132L94 133L93 132V134L92 135H90V136H83V137H78L76 134V136L79 138L78 140H75L73 143H71V144H68L67 145V148H66V146H65V144H64V142L62 143L60 140L61 139H58L57 140V138H55L57 141H59V142H57L56 143V140L53 138L52 139V135L54 134V130H53V133H51L50 132V130L48 129V126L47 127H45V128H47L45 131L48 133H50V135H47L46 134V132L44 131L43 133H39V135H37L35 132H37V130L36 131H33V130H35V129H32V128H35V126H36V124H34V123H36V122H33V124L35 125V126H31L30 124L32 123L30 120V124L27 122L26 124L28 125V126H31V128H29L30 129V131L32 132H34L35 134H33V132L32 133H30V135H29V131L27 132V135H29V136H26V134H24L25 136H26V139L25 140H21L22 141V145L20 144V146H18L17 145V137H16V145L18 146V148H17V146L16 147H12L15 151H13L12 150V148H9V149H11L10 151H13L12 153H14V155L17 153V151H18V154H16L15 156H17V157H15V156H13V157H15V158H13V160H14V162H17V161H15V159L17 158H19V160H21L23 163L26 161H28V163H29V161L31 162L30 164H31V166L30 167H28V169H26L27 167L25 166V169H24V171L22 170V171H20L21 169H18L20 172H23L22 174L21 173H19V171H18V173H19V177L18 178H15V180H12L11 182H16L17 184L18 183H20V184H23V183H25V182H27V185H28V183L30 182L31 183V181H32V179H30V177H32V172H31V174H30V172L28 171L29 169H31V171H35V173H37L38 172V174H40L41 175V173L43 172L42 170H41V172H39V170H40V167L39 166H41L42 167V169L44 168L43 166L45 165L47 168H45V169H47L48 170V172H47V175H45L46 176V178L44 177V176H42V177H44L43 179H45V181H40V182H42V184H40V185H45L46 186V184L48 185L49 183L47 182V181H49L51 184H49L50 186L52 185V183L54 184V183H56V182H58V181H62L63 183H64V181H66V185H67V188H68V190H66V192L68 193V191H69V188L71 189L72 188V190H74V188H73V185H72V182L73 183H75V182H77V180H78V178H79V180L81 179L80 177H82V176H84V175H88L89 173H91V172H93L94 170L92 169V167H96L97 168V166H99L98 168H100V162L104 165V166H106L107 168H103V170L104 171H106V172H104V176L107 174V171L109 172V170L111 169L112 171L115 169V170H121V168L123 169V170H127V171H129L128 169H133V168H136L138 165L139 166H142L143 164V166L144 167H146V164H148V166L149 165H151V164H156L155 166H158L157 168L158 169H160V168H163V170H166V171H170V166H172L173 164L174 165H176V163H178V165H176V167L177 168H180V167H178L179 166V161L178 162H176L177 161V155L179 154L180 155V153L181 152H183V151H185V149L183 150V148H186V146L188 147V146H190L192 143H193V148L195 149H197V151H194V152H197V153H195V154H197L196 155V157H194V159L193 160H197L198 158H197V156H199L198 154H199V152H201V150L202 151H204L203 153L205 154V155H207L205 152H207L206 150H203V147H206V149H207V146H208V148H214L215 149V156L217 155H220L221 156V154L223 155H226L227 153H229V152H232L231 153V155H232V157H235V156H233V155H235V154H238L237 152L234 154V151H236L234 148H235V146L233 145V143L232 144H229V146H224V143L222 144V141H220V138L221 137H219V135H217V132H216V136H214L211 140H208V141H204L202 138H205L204 137V135L203 134H205L207 131H205V130H203V126L202 127H200L201 125H200V121L202 120L201 119V116H202V113L204 112V108H206L204 105H203V107H201V105H199L198 107H200L201 109H199V110H197L198 109V107H196V109H193V110H195L194 112H192V111H190L191 112V115L195 118L196 117V119H198V120H196V124L194 123L193 124V120L191 121V119H193V117L191 116L190 117V112H189V110H190V107H191V110H192V108L194 107L193 105L191 106V104H192V102L191 101H189V103H190V107L188 106V105H185V103L186 104H189V103H187L185 100V102L182 100L184 97V93L182 94V96L179 94V92L180 93H182L181 91H182V89H180L178 92H177V90H178V88H176V89H174L175 91H176V93H178L177 94V96L179 95V96H181V98H179L180 100L179 101H181V103L180 102H178V103H180V104H183L182 106L180 105V104H178L177 102L176 103H172V102H174V101H176V98H177V96H176V93H172V95H171V93H170V96H172L171 98H170V96L169 97H166L165 99H169V101H168V103H166L167 102V100H164V97L165 96H168L169 94V91H168V93H167V91H166V93L168 94H162L161 93V90H163L164 88V85L162 86V83L160 82ZM162 81L163 82V84H164V82L166 81ZM170 80V79H169ZM178 80V79H177ZM203 80H205V81H202V83L203 82H206V84H207V82L209 81V80H206V77H205V79H204V76H203ZM50 81V80H49ZM150 82L152 81V79H150L149 80ZM148 81V82H149ZM153 81H154V79H153ZM184 81V82H183ZM57 82V81H56ZM94 82V81H93ZM149 82V83H150ZM156 81H154V83H155ZM198 83H200V81L198 80L197 81ZM213 82V81H212ZM117 83V82H116ZM161 83V84H160ZM168 84H167V87L168 86H172V88H170V87H168V88H170V89H166V90H170V91H174V90H171V89H173L174 87H173V85L171 84L172 82H170V81H168L167 82ZM170 83V84H169ZM196 83V84H195ZM76 84V83H75ZM82 84V83H81ZM102 84V83H101ZM129 84V83H128ZM151 84V83H150ZM150 84H149V87H150ZM193 84L194 85H196L195 87L193 86ZM206 84H204V85H206ZM152 85V84H151ZM203 85V84H202ZM231 85H233V84H231ZM159 86H161L162 87V89H159L158 87ZM185 86H186V88H185ZM188 86V87H187ZM206 86H208V85H206ZM206 86H204V87H206ZM224 86V85H223ZM111 87V86H110ZM130 87V86H129ZM139 87V86H138ZM176 87V86H175ZM217 87H219V86H216V88ZM221 87V86H220ZM233 87H235V84H234V86ZM232 87V88H233ZM236 87H238V86H236ZM236 87L234 88V91L236 90ZM240 87V86H239ZM64 88V87H63ZM85 88V87H84ZM87 88V87H86ZM102 88H103V90H104V87L102 86ZM128 88V87H127ZM133 88V87H132ZM197 88V89H196ZM215 88V89H216ZM226 88V87H225ZM225 88H223V89H225ZM106 89V88H105ZM130 89V88H129ZM218 89V88H217ZM221 89V88H220ZM228 89V88H227ZM8 90V89H7ZM85 90H88V89H85ZM91 90V89H90ZM109 90V89H108ZM108 90H106V91H108ZM132 90V89H131ZM131 90H129V91H131ZM184 90H183V92H184ZM199 90V91H198ZM206 90V89H205ZM230 90V89H229ZM232 90V89H231ZM242 90V89H241ZM9 91V90H8ZM67 91V90H66ZM70 91V90H69ZM94 91V90H93ZM164 91H165V89H164ZM174 91V92H175ZM185 91V92H186ZM221 91V90H220ZM233 91V90H232ZM77 92H78V94H80V92H79V90H77ZM85 92H87V91H85ZM88 92H90V91H88ZM128 91H126V93H127ZM133 92V91H132ZM189 92H190V90H189ZM189 92H186L187 94L189 93ZM205 92V91H204ZM241 92H243V90L241 91ZM240 92V90H237V91H235V92H232V95H233V97H231V95H230V97L232 98L231 100H232V103L234 102H240L241 100V105H245V107L243 108V106H236V111L238 112V116H240V117H242L243 118V123L245 124V123H248V121H249V118L251 117L250 116V114L252 115V110H251V108L253 107H257V106H255V104L254 103H256V102H254L253 101V103H252V101H251V99H250V101H248V99L245 97V93L243 92V93H241ZM10 93V92H9ZM17 93V92H16ZM68 93V92H67ZM75 93V92H74ZM105 93V92H104ZM122 93H125V92H122ZM134 93V92H133ZM150 94V95H153V94ZM165 93V92H164ZM185 93V95L186 96H188L187 94ZM219 93V92H218ZM231 93V92H230ZM239 94V93H241V94H239L238 96H240L241 98H238L237 97V94ZM247 93V92H246ZM2 94V93H1ZM11 94V93H10ZM57 94V93H56ZM72 95H71V97H73V93H71ZM91 94H92V92H91ZM106 94H108L107 92L105 93V95ZM129 93H127V95H128ZM148 94V93H147ZM174 94H175V96H174ZM205 94V93H204ZM220 94V93H219ZM234 94H236L235 96L237 97V98H235V96H234ZM243 94H244V96H243ZM58 95V94H57ZM60 95V94H59ZM77 94L75 93V96H76ZM85 95V94H84ZM100 95H101V93H100ZM121 95V99L123 98L122 97V94H120ZM123 95H125V94H123ZM130 95V94H129ZM135 95V94H134ZM206 95V94H205ZM205 95H201L202 96V99L200 98V100L202 101H204V100H206V102H207V100L208 99H204V98H206L205 97ZM264 95V94H263ZM12 96V95H11ZM86 96V95H85ZM89 96L91 97V95H90V93H89ZM98 96H99V94H98ZM97 96V97H98ZM132 96V95H131ZM196 96H198V95H196ZM219 96V95H218ZM3 97V96H2ZM76 97H79V95L78 96H76ZM107 97V98H106ZM126 96H124V98H125ZM176 97V98H175ZM189 97V96H188ZM216 97V96H215ZM214 97V98H215ZM262 97V96H261ZM81 98V97H80ZM80 98H78V100H80ZM89 97H88V94H87V100L88 101H90L89 103L87 102V104L89 105V104H91V101L92 100H89L88 99ZM103 98H105L106 99V101H107V99H108V96H105V97H103ZM129 98V97H128ZM135 98V97H134ZM149 98H151V97H149ZM172 98H175V100L174 101H172L173 99ZM221 98H223V97H221ZM221 98L219 97V99L221 100ZM233 98H235L236 100L234 101L233 100ZM257 98V97H256ZM70 99V98H69ZM82 99V98H81ZM90 99H92V97L90 98ZM93 99H95V97L93 98ZM170 99H172V100H170ZM185 99L188 101V100H190V98H187V97H185ZM71 100V99H70ZM83 100V99H82ZM99 100V99H98ZM109 100V99H108ZM130 100H133V99H130ZM215 100H216V98H215ZM231 100H230V102H231ZM240 100V101H239ZM6 101H8V100H6ZM72 101V100H71ZM71 101H70V106H71V104L73 103H71ZM135 101V100H134ZM166 101V102H165ZM170 101H171V103H170ZM261 102H260V106H262V105H264L263 104V99H261L260 100ZM93 102V101H92ZM102 102H103V99H102ZM183 102V103H182ZM206 102L204 101L203 102V104H205L206 105ZM242 102H244V104L242 103ZM80 103H82V105H84V103H85V101L83 102V101H77L76 102V104L78 105V106H80L81 104ZM103 104L104 106H106V104H104V103H106L105 101H104V103H101V102H99L98 101V104ZM108 103H110V100L108 101ZM170 103V104H169ZM233 103V104H234ZM250 103V104H249ZM258 103V102H257ZM86 104V105H87ZM112 104V105H113ZM121 104V103H120ZM173 104H175V106L173 105ZM194 104V103H193ZM236 105H237V103H235ZM252 104H254L253 106H250V105H252ZM82 105H81V107H82ZM85 105V106H86ZM87 105V106H88ZM93 104H91V106H92ZM176 105L178 106V105H180V106H178V107H180L179 109H182L183 108V106L185 105L186 106V108L187 109H185V107L183 108V110L182 111H184V112H180L181 114L182 113H184V114H180L179 112L177 113V111H178V107L176 108ZM208 105V104H207ZM206 105V106H207ZM226 105V104H225ZM247 105V106H246ZM73 106V105H72ZM87 106H86V108L85 109H87ZM94 106H96V108L98 107V105H94ZM94 106H92L91 108H90V106L88 107V109L87 110H89V108L91 109V112H93L94 113V111H92V108L94 107ZM143 106V105H142ZM248 106H250L249 107V109H250V111H251V113H250V111L249 110H247L246 109V107L248 108ZM36 107V106H35ZM103 107V106H102ZM106 107H109V108H112V106H106ZM151 107H153V106H151ZM189 107V108H188ZM259 107V106H258ZM39 108H40V106H39ZM38 108V109H39ZM72 108H76V105H75V107H72ZM78 108V107H77ZM95 108V109H96ZM101 108V107H100ZM195 108V107H194ZM252 108V109H253ZM73 109V110H74ZM81 109V108H80ZM101 109H103V108H101ZM104 109H106L105 107H104ZM151 109V108H150ZM185 109V110H184ZM203 109V112L201 111ZM209 109V108H208ZM207 109V110H208ZM243 109H246L247 110V115H245L246 114V112L244 113V111H242ZM264 109V108H263ZM28 110H31V108L30 109H28ZM32 110H34V109H32ZM41 110V109H40ZM48 110H50V109H48ZM52 110H53V108H52ZM51 110V111H52ZM58 110V109H57ZM69 110H70V107H69ZM76 110H78V109H76ZM76 110H75V113L74 114H76ZM84 110V109H83ZM86 110V111H87ZM97 110H99L98 108H97ZM111 110V109H110ZM113 110V109H112ZM128 110V111H127ZM187 110H188V112H187ZM207 110H205V113H206V111ZM245 110V111H246ZM39 111V110H38ZM72 110H70V112H71ZM79 112H81L80 114H82V113H84L85 112V110H84V112H82V110H78ZM105 111V110H104ZM107 111H109V109H107ZM154 111V110H153ZM199 111V113L201 114V116H199V114H197L196 115V113ZM32 112V111H31ZM53 112H55V111H53ZM57 112V111H56ZM58 112H60V111H58ZM90 112V113H91ZM101 112V111H100ZM109 112H111V111H109ZM108 112V113H109ZM188 113V114H186V113ZM33 114H32V116H30V117H33L34 118V112H32ZM39 113V112H38ZM41 113H43L42 111H41ZM73 113H72V115H73ZM87 113H89V112H87ZM97 113H98V115H100L99 114V111H97ZM113 113V112H112ZM111 113V114H112ZM123 113V114H122ZM192 113H194V114H192ZM205 113H203V116H204V114ZM52 114H54V113H52ZM92 114V113H91ZM91 114H89V115H91ZM95 114V115H94ZM94 114H92L91 116L93 117V115H94V117H96L97 115H96V112L94 113ZM106 114V113H105ZM186 114V115H185ZM26 115H27V113H26ZM39 115H42V114H39ZM46 114H44V117H46L45 116ZM55 115H58V114H55ZM70 115V114H69ZM83 115H85V114H83ZM102 115H104V113L102 112ZM187 115H189V116H187ZM195 115V116H194ZM28 116V115H27ZM38 116V115H37ZM48 116V115H47ZM52 116V115H51ZM54 116V115H53ZM85 116H87V115H85ZM106 115H104V117H105ZM110 116V115H109ZM38 117H41V116H38ZM43 117V118H44ZM49 117H50V114H49ZM57 117V116H56ZM56 117H54V118H56ZM75 117V116H74ZM89 116H87V118H88ZM102 116L100 115V117H98L97 116V119H100ZM189 117L191 118V119H189ZM240 117H238V118H240ZM261 118H262V116H260ZM259 116L257 117V118H260ZM26 118V117H25ZM42 118V119H43ZM59 118V117H58ZM58 118H56V119H58ZM68 118H70V117H68ZM80 119L79 118V116L77 117L76 116V118L75 119ZM87 118H85V119H87ZM113 118V117H112ZM252 118V117H251ZM254 118V117H253ZM252 118V119H253ZM48 119H50V118H48ZM62 119V118H61ZM72 119V118H71ZM96 119V118H95ZM104 119V118H103ZM107 119H109V118H107ZM256 119V118H255ZM26 120H27V118H26ZM45 120H47V118L46 119H44V123H45ZM59 120V119H58ZM57 120V121H58ZM73 120V119H72ZM195 120V119H194ZM261 120L262 121H264V119H260L259 121L261 122ZM34 121H40L39 119H37V120H34ZM42 121V120H41ZM56 121V120H55ZM59 121H61V120H59ZM93 121H94V118H93ZM97 121V120H96ZM95 121V122H96ZM101 121V120H100ZM103 121V120H102ZM198 121V122H197ZM241 121V120H240ZM239 121V122H240ZM254 121V120H253ZM258 121V120H257ZM258 121V122H259ZM67 122H68V120H67ZM83 122H86V121H82L81 120V124H83ZM89 122V121H88ZM112 122V121H111ZM116 122V121H115ZM212 122V121H211ZM242 122V121H241ZM252 122V121H251ZM25 123V122H24ZM23 123V124H24ZM40 123H42V122H39V124ZM44 123H42V124H44ZM50 123V122H49ZM55 123V122H54ZM59 123V122H58ZM62 123V122H61ZM105 123V122H104ZM143 123L145 124V125H143ZM197 123H198V125H199V128H200V130L198 129V125H197ZM202 123V122H201ZM225 123V122H224ZM263 123V122H262ZM22 124V125H23ZM32 124V125H33ZM67 124V123H66ZM73 124H75V123H73ZM72 124V127H74V125ZM86 123H84L83 125L84 126H86L85 125ZM97 124H98V122H97ZM208 124V123H207ZM216 124V123H215ZM225 124H227V122L225 123ZM224 124V125H225ZM241 124V123H240ZM255 125H256V123H254ZM259 124V123H258ZM257 124V125H258ZM19 125V124H18ZM41 125V124H40ZM45 125H48V122H47V124H45ZM75 125H77V124H75ZM82 125V126H83ZM91 125V124H90ZM89 125V126H90ZM114 125V124H113ZM197 125V127H195ZM223 125V126H224ZM243 125V124H242ZM49 126H51V125H49ZM59 126V125H58ZM60 126H62L63 127V125L61 124ZM65 126V125H64ZM93 126V125H92ZM145 126V127H144ZM215 126V125H214ZM254 126V125H253ZM259 126L261 127V125L259 124ZM23 127V126H22ZM22 127L20 128V125H19V128L20 129H22ZM38 127H40L39 125H38ZM44 127H42L41 126V128L43 129ZM76 128L77 127H79L78 125L77 126H75ZM74 127V128H75ZM96 128H97V126H95ZM224 127H226V126H224ZM249 127V126H248ZM24 128V127H23ZM59 128H61V127H59ZM64 128V127H63ZM197 128V129H196ZM222 128V127H221ZM220 127H219V131H220V129H221ZM243 128V127H242ZM255 128V127H254ZM257 128V127H256ZM27 129V128H26ZM32 129V130H31ZM39 129V128H38ZM42 129H40V130H42ZM70 129L72 130V128L70 127ZM80 129V128H79ZM84 129V128H83ZM82 128L80 129V130H83ZM87 129V128H86ZM91 129H92V127H91ZM94 129V128H93ZM210 129V128H209ZM216 129V128H215ZM223 129V128H222ZM244 129V128H243ZM262 129V128H261ZM19 130V129H18ZM63 130V129H62ZM65 130H66V132L64 133V135L67 133V129H66V127H65ZM74 130V132H75V129H73ZM73 130H72V132H73ZM153 130V131H152ZM156 130V131H155ZM232 130V129H231ZM251 130V129H250ZM258 130H260V129H258ZM26 131V130H25ZM24 131V132H25ZM43 131V130H42ZM70 131V130H69ZM68 131V133H71V135L70 136H72V132H69ZM77 131V130H76ZM203 131V132H202ZM216 131V130H215ZM218 131V132H219ZM253 131V130H252ZM23 132V131H22ZM39 132V131H38ZM60 132V131H59ZM58 132V133H59ZM79 132V131H78ZM84 132H86V131H84ZM92 132V131H91ZM155 133L156 134V136L155 135H153V134H151V135H149L148 133ZM209 132H210V130H209ZM254 132V131H253ZM48 133V134H49ZM58 133H56L54 136L55 137H58L59 136V138H60V135H58L57 136V134ZM62 133V132H61ZM202 133V134H201ZM245 133H246V131H242V132H240V134H239V136H237V138L239 137V141H240V143H244V145L242 146V144H239L240 145V147L242 146L244 149L246 148V149H248V150H250L251 151V149L253 148V150L252 151H254V154H255V152H256V154H255V157L253 156V152L252 153H250L249 151V154L251 155V157L250 156H247L248 155V152H244V155H246V157H249V159H254V163L253 164H255V161H259V166L261 165V163H262V165L260 166V170H261V167L262 166H264V164H263V162L261 161L263 158L261 157V158H259V157H257L258 156V154H261V153H264V142L262 143V145H263V148L262 147H260L259 145H261V143L260 142H258V140H256L255 139V141H257V143H259V145L256 143V142H254L253 141V139L252 140H250L252 137H250L251 135H245ZM264 132H262V134H263ZM19 134H21L20 132H19ZM52 134V135H51ZM24 135H23V137H24ZM62 135H63V133H62ZM63 135V136H64ZM67 135V134H66ZM83 135H85V134H83ZM259 135H261V134H259ZM1 136V135H0ZM17 136V135H16ZM48 136H50L51 137V140H50V137H48ZM53 136V137H54ZM67 136H69V135H67ZM208 136V135H207ZM211 136V135H210ZM213 136V135H212ZM18 137H20V135H18ZM62 137V136H61ZM77 137H75V138H77ZM209 137V136H208ZM250 137V138H249ZM259 137V136H258ZM7 138H9L8 136H7ZM62 138H64V137H62ZM71 138V137H70ZM257 138V137H256ZM68 140V138L66 137V138H64V140ZM209 139V138H208ZM6 140V138L4 139V144H5V141ZM18 140H19V138H18ZM55 141V142H53V141ZM74 140V139H73ZM206 140V139H205ZM259 140H260V138H259ZM261 140H262V138H261ZM13 141H14V139H13ZM51 141H52V143L53 144H51ZM237 141V140H236ZM239 141H238V143H239ZM251 141H253V143H251ZM262 141H264V140H262ZM261 141V142H262ZM61 142V143H60ZM225 142V141H224ZM227 142V141H226ZM2 143V142H1ZM1 143H0V146H1ZM66 143H67V141H66ZM69 143V142H68ZM234 143H235V141H234ZM237 143V142H236ZM235 143V144H236ZM254 143H256V144H254ZM6 144H7V142H6ZM12 144H14V143H12ZM187 144V145H186ZM203 144L205 145V146H203ZM55 145V148H54V150H60V153H61V155L60 156H56L55 157V155H51L53 158H54V160H52L51 162L49 161V160H51V158H50V156L48 157H46L45 155H49V153H50V150H51V147H53ZM5 146V145H4ZM8 146V145H7ZM237 146V145H236ZM3 147V146H2ZM62 147H65V150H63L62 149ZM191 147V146H190ZM200 147V148H199ZM7 148V147H6ZM192 148V149H193ZM200 150H199V149ZM251 148V149H250ZM258 149V151L256 150L255 151V149ZM195 149V150H196ZM183 150V151H182ZM199 150V151H198ZM209 150V149H208ZM243 150V149H242ZM263 151V152H261V151ZM52 152V151H51ZM209 152H211V149H210V151ZM217 152H218V154H217ZM222 152V153H221ZM227 152V153H226ZM240 152V151H239ZM241 152H243V151H241ZM260 152V153H259ZM11 153V152H10ZM10 153H8L7 152V154H9L10 155ZM11 153V154H12ZM202 153V154H203ZM208 153V152H207ZM220 153V154H219ZM247 153V154H246ZM182 154V153H181ZM241 154H243V153H241ZM241 154L239 153V155L241 156ZM204 155V157H206V158H203L202 156L203 155H200L201 157H202V159H198V160H200V162H198V160H197V163H196V165L198 166V167H201L202 165H204V167L205 166H207V165H209L210 163H212V162H214L213 161V156L211 155V156H205ZM223 155V156H224ZM239 155H236V157H238ZM262 155V154H261ZM176 156V157H175ZM192 156V155H191ZM190 156V157H191ZM239 156V157H240ZM263 156V155H262ZM43 157H45L46 159L47 158H50L49 160H46V162H47V164L45 163L44 164V162H45V160H44V162L42 163L41 162V160H39V158L41 159L42 158V161H43ZM97 157H100V158H103V159H99L98 160V158ZM189 157V156H188ZM200 157V158H201ZM243 157H245V156H242V158ZM244 158V159H246V160H249V159H247V158ZM6 158H8L7 156H6ZM10 158L12 159V157L10 156ZM176 158V159H175ZM227 159L222 163V162H220L219 160H217V162H215V163H218V161H219V164L220 163H222L221 164V166H223V168H224V171H225V168H227V167H229L230 168V165H231V163H230V161H228L229 159H228V157H226ZM242 158H240V159H242ZM257 158H258V160H257ZM179 159V158H178ZM218 159V158H217ZM221 159V158H220ZM231 160H232V158H230ZM240 159H238L237 158V161L236 162H233L232 161V163L233 164H235L236 166L238 165H241L240 167L242 168V166L244 167L245 165L247 166V167H245L247 170H248V168H249V166L252 164V161L251 160H249V161H246L247 163L249 162H251V164L249 165V163H248V165L247 164H245L246 162H244L243 163V161L241 162L240 161ZM259 159H261V160H259ZM7 160H10V159H7ZM137 161L138 162V164L137 165H135V164H131V162H133V161ZM187 160V159H186ZM192 160V159H191ZM192 160V161H193ZM20 161V162H21ZM174 161L176 162V163H174ZM216 161V160H215ZM221 161H223V160H221ZM235 161V160H234ZM261 161V162H260ZM7 162V161H6ZM14 162L12 163L13 165H14ZM19 162V161H18ZM188 163H189V165L192 163H194V162H191L190 160H188L187 161ZM9 163V162H8ZM11 163V162H10ZM9 163V164H10ZM28 163H24V164H27V166H29V164ZM41 163V164H40ZM149 163H151V164H149ZM181 163V162H180ZM214 163V164H215ZM241 163H243V164H245V165H243V164H241ZM257 164V166L256 165H254L255 167H258L259 168V166H258V162H256ZM5 164L6 163H4V166H5ZM20 164H22V163H20ZM44 164V165H43ZM101 164V165H102ZM141 164V165H140ZM191 164V165H192ZM233 164H232V166L231 167H233ZM3 164H1V166H2ZM12 165V166H13ZM16 165H17V163H16ZM102 165V166H103ZM173 165V166H174ZM185 167H187V168H189V167H191V166H189V165H187L186 163H185ZM234 165V166H235ZM3 166V167H4ZM17 166H19V163H18V165ZM48 166H49V169H48ZM55 166L56 167H59L60 168V170H59V172H57L58 174L57 175H55ZM154 166V165H153ZM183 166V165H182ZM181 166V167H182ZM253 166V165H252ZM254 166H253V168H254ZM2 167V168H3ZM20 167L22 168V165H20ZM33 167V168H32ZM94 167V168H95ZM240 167H238L237 168V171H238V169L240 168ZM251 167V166H250ZM125 168H127V169H125ZM139 168V167H138ZM149 168H150V171L152 172V169L151 168H154V167H151V166H149ZM156 168V169H157ZM174 168H175V166H174ZM176 168V169H177ZM217 168V167H216ZM257 168V169H258ZM39 169V170H38ZM45 169H43V170H45ZM106 169H109V170H106ZM155 169V170H156ZM232 169V168H231ZM256 169V171H258ZM47 170H45V172L47 171ZM102 170V169H101ZM110 170V171H111ZM123 170H121V171H123ZM140 171H141V169H139ZM155 170H154V172H155ZM173 170V168L171 167V171ZM178 170V169H177ZM180 170V169H179ZM212 170V169H211ZM223 170V169H222ZM234 170H235V167H234ZM246 170V171H247ZM252 170V168H250V171ZM255 170V169H254ZM253 170V171H254ZM37 171V172H36ZM96 171V170H95ZM100 171V170H99ZM126 171V172H127ZM145 171V170H144ZM229 171V170H228ZM253 171H251L252 173H253ZM97 172V171H96ZM103 172V171H102ZM101 172V173H102ZM116 172V171H115ZM124 173H126L125 171H123ZM131 172V171H130ZM133 172V171H132ZM158 172H159V170H158ZM177 172V171H176ZM235 172H236V170H235ZM235 172H234V175H235ZM16 173V172H15ZM34 173V174H35ZM85 173V174H84ZM100 173V172H99ZM100 173V174H101ZM110 173V172H109ZM141 173V172H140ZM142 173H145V172H143L142 171ZM156 173V172H155ZM154 173V174H155ZM232 173V172H231ZM230 173V174H231ZM241 173V172H240ZM243 173H244V171H243ZM249 173V172H248ZM262 173V172H261ZM84 174V175H83ZM113 174V173H112ZM121 174V173H120ZM129 174V173H128ZM127 174V175H128ZM133 174V173H132ZM146 174H147V172H146ZM148 174H149V169H148ZM147 174V175H148ZM162 174V173H161ZM225 175H226V179H227V177H228V174H226V173H224ZM238 174H239V171H238ZM263 174V173H262ZM16 174H14V177H16L15 176ZM39 175V176H40ZM42 175H43V173H42ZM59 175V176H58ZM97 175H98V173H97ZM97 175H92V177H91V175L89 174V176H90V179H92L93 181L94 180H96V181H98V180H104V176L102 177V175H99V176H97ZM166 175H169V174H166ZM176 175V174H175ZM218 175V174H217ZM221 175V174H220ZM233 175V174H232ZM231 175V176H232ZM233 175V176H234ZM249 175H250V173H249ZM252 175V174H251ZM250 175V176H251ZM110 176H111V174H110ZM120 176H123V175H120ZM143 177H145L144 175H142ZM142 176L140 175V177L142 178ZM159 176V175H158ZM224 176V175H223ZM230 176V175H229ZM232 176V177H233ZM237 176V175H236ZM236 176H234V177H236ZM263 176V175H262ZM12 177H13V175H12ZM12 177H7L6 176V178L8 179V182H7V184H4V185H8L9 184V182H10V180H11V178ZM124 177V176H123ZM130 177V176H129ZM153 175H152V179H153ZM156 177V176H155ZM165 177V176H164ZM216 177V179H217V176H215ZM215 177H213L212 176V179L214 178L215 179ZM220 177V176H219ZM222 177V176H221ZM238 177V176H237ZM244 177V176H243ZM33 178V177H32ZM35 178H37V177H35ZM35 178H33V179H35ZM84 178V177H83ZM85 178H86V176H85ZM85 178H84V181H85ZM87 178H89V177H87ZM107 178H108V175H107ZM106 178V179H107ZM116 178V177H115ZM127 178V177H126ZM149 177H147L146 178V180L148 181H150L151 179H148ZM151 178V177H150ZM160 178V177H159ZM231 178V177H230ZM229 178V179H230ZM241 178H242V176H241ZM245 178V177H244ZM256 178V177H255ZM261 178V177H260ZM260 178H257V179H260ZM3 179H5V177H1V180L3 181ZM13 179V178H12ZM42 179V178H41ZM109 179V178H108ZM112 179V178H111ZM123 179V178H122ZM136 179V181H137V179H138V177H136L135 178ZM144 179V178H143ZM154 179H157V177L156 178H154ZM166 179H167V177H166ZM207 179H210V176L207 178ZM207 179H205V181L207 180ZM212 179H210L211 181H213L214 182V179L212 180ZM215 179V181H217V180H220V179H217L216 180ZM225 179V178H224ZM222 180V178H221V182L222 181H225V180ZM232 179H234V178H232ZM246 179V178H245ZM6 180V179H5ZM39 180H40V178H39ZM58 180V181H57ZM87 180L88 179H86V182L85 183H87L88 184V182H87ZM113 180H116V179H113ZM145 180V181H146ZM160 180H162V177H161V179ZM167 180H169V179H167ZM175 180V179H174ZM202 180H204V179H202ZM255 180V179H254ZM263 179L261 178L260 179V181L262 182V183H264L263 181H262ZM81 181V180H80ZM79 181V182H80ZM119 181V180H118ZM125 181V180H124ZM124 181H122V182H124ZM141 181V180H140ZM139 181V182H140ZM144 181V182H145ZM170 181V180H169ZM169 181H168V183L167 184H169ZM208 181V183H209V180H207ZM207 181L205 182V183H207ZM210 181V183H212ZM220 181L218 182L219 184H220ZM233 181V180H232ZM234 181H235V179H234ZM233 181V182H234ZM244 181V180H243ZM5 183H6V181H4ZM38 182V181H37ZM44 182L46 183V184H44ZM62 182H60V183H58V185H60ZM70 182H71V184H70ZM103 182V181H102ZM116 183L117 181H113V183ZM121 182V183H122ZM130 182V181H129ZM158 182V181H157ZM185 182V181H184ZM198 182V181H197ZM217 182H215V183H217ZM227 182V181H226ZM231 183V184H229L228 182V184L229 185H231V186H234V185H232V184H234V183ZM236 182V181H235ZM239 182V181H238ZM241 182L242 181H240V184H241ZM35 181H34V185H35ZM63 183H62V186H64L63 185ZM84 183V182H83ZM89 183H91V182H89ZM104 183V182H103ZM106 183V182H105ZM107 183H109V180H108V182ZM114 183V184H115ZM127 183V182H126ZM126 183H124V184H126ZM142 183V182H141ZM147 183H149V182H147ZM162 183H163V180H162ZM193 183H195V182H193ZM200 183H201V181H200ZM223 183V186L224 185H227V183H225V182H222ZM225 183V184H224ZM237 183V182H236ZM1 184H3L2 182H0V185ZM26 184V183H25ZM38 184V185H39ZM72 185V187H68L69 185ZM76 184H78V182L76 183ZM99 184V181L97 182V184H96V186ZM100 184H101V182H100ZM98 185V186H102V184L101 185ZM118 185H120L119 183H117ZM123 184V183H122ZM124 184H123V188L125 187L124 186ZM131 184V183H130ZM135 184V183H134ZM136 184H138V183H136ZM135 184V185H136ZM145 184V183H144ZM156 184V183H155ZM256 184V183H255ZM65 185V186H66ZM83 185H85V184H83ZM91 185H93V182L91 183ZM149 185V184H148ZM160 185V184H159ZM162 185V184H161ZM184 185V184H183ZM197 185V184H196ZM195 185V186H196ZM207 185H209V184H207ZM211 185V184H210ZM216 185V184H215ZM214 185V186H215ZM220 185H222V184H220ZM238 185H239V183H238ZM263 185V184H262ZM11 186V185H10ZM10 186H8V188L10 187ZM31 185L29 184V187H30ZM36 186V185H35ZM47 187V188H49V191L51 190L50 188L51 187ZM53 186V185H52ZM61 186V185H60ZM59 186V187H60ZM61 186V187H62ZM96 186H93L94 188L96 187ZM97 186V187H98ZM103 186H104V184H103ZM121 186L122 185H120V188H121ZM137 186H140V184L139 185H137ZM154 187L156 186V185H153ZM190 186V185H189ZM194 186V187H195ZM241 186V185H240ZM240 186H238V187H240ZM16 187H19L20 189H21V186H16ZM15 187V188H16ZM24 187H26L25 185H24ZM29 187L27 186L26 188H23V186H22V188L24 189L23 190V192H25V190L28 192V190H29ZM44 187V186H43ZM43 187H42V189H37L38 188V186L36 187V188H34L33 186L32 187H30V190L32 189L33 190V192L35 193V190H36V192H41V193H39V194H44V196H45V198L47 199V201H48V199L51 201L52 199L49 197V193L47 194L48 195V198H47V196L45 195V193H44V190L45 189H47V188H45L44 190H43ZM54 188H55V184H54V186H53ZM78 187V186H77ZM85 187V186H84ZM88 187V186H87ZM86 187V188H87ZM90 187V186H89ZM131 187H133V186H131ZM145 187V186H144ZM149 187H151L152 188V186H149ZM161 187H163V185L161 186ZM205 187V186H204ZM212 188H214V191H215V188L216 187H213V185L211 186ZM228 187V186H227ZM7 188V187H6ZM8 188L6 189V190H8ZM11 188V187H10ZM9 188V190H8V193H9V191L10 190H12V189H10ZM41 188V187H40ZM56 188H57V185H56ZM63 189H65L64 187H62ZM61 188V189H62ZM93 188V189H94ZM102 189L104 188V187H101ZM106 188V187H105ZM116 188V187H115ZM122 188V189H123ZM127 188H128V186H127ZM138 188V187H137ZM137 188H135V189H137ZM146 188V187H145ZM191 188V187H190ZM189 188V189H190ZM198 187H196V189H197ZM207 188H208V186L206 187V191H209L210 189H212V188H210V189H208L207 190ZM217 188H219V185H218V187ZM225 188H226V186H225ZM229 188L231 189V187L229 186ZM235 188V187H234ZM14 189V188H13ZM35 189V190H34ZM62 189V190H63ZM82 189V188H81ZM89 189V188H88ZM87 189V190H88ZM107 189V188H106ZM105 189V190H106ZM119 189V188H118ZM133 189L134 188H130L129 189V191H131V196H133V194H132V191H133ZM135 189H134V191H135ZM144 189V188H143ZM155 189H156V187H155ZM227 189V188H226ZM225 189V190H226ZM230 189H227L228 191H230ZM233 189V188H232ZM231 189V190H232ZM236 189H238V188H236ZM5 190V191H6ZM22 190V189H21ZM20 190V191H21ZM32 190H31V192H32ZM43 190V191H42ZM90 190H91V188H90ZM99 190V189H98ZM126 190V189H125ZM139 190H140V187H139ZM175 190V189H174ZM180 190V189H179ZM191 190V189H190ZM203 189H201L200 191H202ZM2 191H3V189H2ZM1 191V192H2ZM5 191H4V193H5ZM46 191H48V190H46ZM64 191V190H63ZM76 191V190H75ZM75 191H69L70 193H68V194H71L72 192H73V194H74V192ZM79 191V190H78ZM94 191H95V189H94ZM100 191V190H99ZM154 191L155 190H153V192H151V193H154ZM204 191H205V188H204ZM0 192V193H1ZM14 192H17V190L15 189L14 191H13V194H14ZM19 192V191H18ZM22 192V191H21ZM21 192H19L20 193V195H23V194H21ZM22 192V193H23ZM43 192V193H42ZM60 192H62V191H60ZM90 191H88V193L87 194H90L89 193ZM97 192V191H96ZM123 192V194L125 193L124 192V190L122 191ZM192 192V191H191ZM203 192V191H202ZM201 192V193H202ZM230 192H233V191H230ZM241 192V191H240ZM3 192H2V195L4 194ZM26 193V192H25ZM24 193V194H25ZM53 193V192H52ZM67 193H65V194H67ZM76 193V192H75ZM84 193H85V190H84ZM93 193H95V192H93ZM99 193V192H98ZM116 193H117V191H116ZM119 193H121V192H119ZM136 193H140L139 191L137 192L136 191ZM143 193H145V192H143ZM148 193V192H147ZM151 193H148L149 195L151 194ZM180 193V192H179ZM204 193V192H203ZM207 194H210V193H208V192H206ZM211 193H212V191H211ZM226 193V192H225ZM12 194V195H13ZM27 194V193H26ZM30 193L28 192V195H29ZM38 193H37V195H35L36 197L37 196H40ZM55 194V193H54ZM60 194V193H59ZM105 194V193H104ZM127 194V193H126ZM125 194V195H126ZM198 194H200V192L198 193ZM233 194V193H232ZM252 194V193H251ZM1 195V194H0ZM11 195V196H12ZM17 193H16V195H15V197H17ZM19 195V196H20ZM28 195H25L24 197H26V196H28ZM33 195V194H32ZM33 195V196H34ZM52 195V194H51ZM63 192H62V194H61V197H63ZM74 195H76V194H74ZM78 195H80V196H82L81 194H80V192H78ZM84 195V194H83ZM116 195V194H115ZM119 195V194H118ZM130 195H126L127 196V199H128V197L130 196ZM144 195H147V194H144ZM211 195V194H210ZM209 195V196H210ZM8 196H10V195H8ZM18 196V197H19ZM31 196V194L29 195V199H33V197H30ZM34 196V197H35ZM53 196H55V195H52V198H53ZM65 196V195H64ZM77 196V195H76ZM75 196V197H76ZM88 196V195H87ZM121 196H122V194H121ZM125 196V197H126ZM129 197V201H131V200H133V199H131L130 200V198H133V197ZM136 196V195H135ZM137 196H139V195H137ZM137 196H136V198H137ZM142 196V195H141ZM140 196V197H141ZM148 196V195H147ZM154 196V195H153ZM178 196V195H177ZM203 196V195H202ZM209 196H207V197H209ZM234 196V195H233ZM261 196H264L263 194L261 195ZM4 197H6L5 196V194H4ZM14 197V198H15ZM21 197V196H20ZM43 196H41V198H42ZM59 197V196H58ZM58 197H57V195H56V197L55 198H57V200L55 199V198H53L56 202H59V200L61 199H59L58 200ZM107 197V196H106ZM117 197V196H116ZM115 197V199H117ZM149 197V196H148ZM175 197V196H174ZM205 197V196H204ZM207 197H205V198H203V199H207ZM213 197H215V195L213 196ZM213 197H211V198H213ZM232 197V196H231ZM3 199V197L1 196L0 197V199ZM14 198H12V199H14ZM39 198L40 197H37V199L39 200ZM41 198H40V200H41ZM45 198H43L41 201L42 202H44V200H46ZM143 198V197H142ZM145 198V197H144ZM143 198V199H144ZM169 198H170V196H169ZM193 198V197H192ZM229 198V197H228ZM227 198V199H228ZM235 198V197H234ZM248 198H249V196H248ZM251 198H252V195H251ZM261 198V197H260ZM8 199V198H7ZM6 199V202L8 201V203H7V206H8V204H9V200H7ZM9 199H11V197L9 198ZM22 199V198H21ZM21 199H20V201H21ZM25 199H27V197L25 198ZM23 200V202L22 203H24L25 204V201L26 200ZM35 199V198H34ZM34 199L32 200L33 202H35L34 204L36 205V199H35V201H34ZM81 199H83V198H81ZM119 199V198H118ZM135 199V198H134ZM167 199V198H166ZM175 199V198H174ZM184 199V198H183ZM191 199V198H190ZM239 199V198H238ZM17 199H15V201H16ZM40 200H39V202H40ZM53 200V201H54ZM62 200V199H61ZM103 200V199H102ZM151 200V199H150ZM177 200V199H176ZM178 200H180V199H178ZM177 200V201H178ZM196 199L194 198V201H195ZM198 200H201V199H198ZM236 200H237V198H236ZM258 200H260L259 198H258ZM0 201H2L1 203H3L4 201L3 200H0ZM31 201V200H30ZM31 201V202H32ZM46 201V205H47V203L49 202H47ZM52 201V202H53ZM55 201L53 202V206L50 204V207L52 208V209H54V208H56L57 207V204H55ZM74 201H75V198H74ZM84 201V200H83ZM137 201V200H136ZM147 201V200H146ZM159 201V200H158ZM161 201V200H160ZM181 201V200H180ZM201 201H203V200H201ZM212 201V200H211ZM239 200H237V202H238ZM11 202V201H10ZM16 202H18V200L16 201ZM29 203V201L27 200L26 201V204L25 205H27L28 203ZM30 202V203H31ZM72 202V201H71ZM78 202V201H77ZM80 202H82V201H79L78 202V204L80 203ZM94 202V201H93ZM120 202V201H119ZM123 202H124V200H123ZM138 202V201H137ZM157 202V201H156ZM164 202V201H163ZM169 201H167V203H168ZM185 202V201H184ZM183 202V203H184ZM195 202H197V201H195ZM195 202H191V204L193 203V204H197V203H195ZM236 202V203H237ZM12 203H13V201H12ZM15 203V202H14ZM22 203L20 204V205H22ZM50 203V202H49ZM49 203H48V205H49ZM102 203H104V200L102 201ZM121 203V202H120ZM119 203V204H120ZM125 203H127V202H124V205H123V207H124V209H125ZM134 203V202H133ZM136 203V202H135ZM147 203V202H146ZM146 203L144 204V201H142V203L140 202V204H144V207L145 206H147V205H152V207H154L153 206V204H151L150 202V204H147L146 205ZM182 203V204H183ZM209 203H210V201H209ZM229 203V202H228ZM227 203V204H228ZM11 204V203H10ZM37 204H40V203H37ZM42 204V203H41ZM54 204H55V206L56 207H54ZM94 204V203H93ZM139 204V203H138ZM137 204V205H138ZM169 204V203H168ZM176 204H178V203H176ZM186 204H187V202H186ZM190 204V205H191ZM192 204V205H193ZM211 204V203H210ZM239 204V203H238ZM1 205V204H0ZM11 205H13V204H11ZM9 206V207H12V206ZM30 205H33V203L32 204H30ZM29 205V206H30ZM47 205V206H48ZM121 205V204H120ZM129 205H130V202H129ZM133 205V204H132ZM131 205V206H132ZM135 205V204H134ZM164 205V204H163ZM173 205V204H172ZM189 205V206H190ZM202 205H203V203H202ZM234 205V204H233ZM6 205H4V207H5ZM43 206V205H42ZM45 206V205H44ZM77 206V205H76ZM86 207H87V205H85ZM96 206V205H95ZM122 206V205H121ZM176 206H178V205H176ZM194 207L196 206V205H193ZM212 206V205H211ZM235 206V205H234ZM262 206V205H261ZM2 206H0V208H1ZM22 207H24V210H25V208L26 207H28V206H21V208ZM33 207V206H32ZM36 207V206H35ZM39 207H41V206H38V208ZM54 207V208H53ZM110 207H113V206H110ZM118 207H120V206H118ZM163 207V206H162ZM175 207V206H174ZM173 207V208H174ZM185 207V205L183 206V208ZM193 207V208H194ZM209 207V206H208ZM230 207H232V206H230ZM16 208L18 209V205L16 206ZM15 208V209H16ZM21 208L19 207V209H18V212L19 213H21L22 214V210H21ZM29 208V207H28ZM30 208H31V206H30ZM37 208V207H36ZM60 208V207H59ZM63 208V207H62ZM71 208H73V207H71ZM77 208V207H76ZM94 207H92V209L91 210H94L95 208H97V207H95L94 209H93ZM145 208H147V207H145ZM148 208H151V206L150 207H148ZM155 208V207H154ZM158 208V207H157ZM157 208H155V209H157ZM164 208V207H163ZM193 208H190V209H192L193 210ZM227 208H228V206H227ZM233 208V207H232ZM2 209H3V207H2ZM10 209V208H9ZM9 209H7L6 210V207H5V210L6 211H11L12 212V210H9ZM32 209V208H31ZM44 209H46V208H44ZM48 209H50V208H47L46 210H48ZM113 209V208H112ZM116 209V208H115ZM119 209V208H118ZM120 209H123V208H120ZM126 209H127V206H126ZM131 209H132V207H131ZM144 209V208H143ZM160 209H161V206H160ZM181 209H182V207H181ZM189 209V208H188ZM188 209H187V212H188ZM189 209V210H190ZM204 209V208H203ZM229 209H231V208H228V210ZM235 209H236V207H235ZM235 209H233V210H235ZM4 210V209H3ZM4 210V211H5ZM21 210V211H20ZM29 211H27V213H30L31 215L33 214L32 212H30V209H28ZM34 210H35V208H34ZM42 210V209H41ZM71 210V209H70ZM91 210H90V212H91ZM99 210H103V209H99ZM127 210H129V209H127ZM146 210V209H145ZM163 210V209H162ZM177 210H179L178 208L175 210L176 211V213H177ZM182 210H184V209H182ZM208 210H210V209H208ZM207 210V211H208ZM224 210V208L222 209V211ZM228 210H227V216H229L230 215V217L228 218L229 219V221L231 220V218H232V220H233V217H231V214H230V212L228 213ZM2 211V210H1ZM1 211H0V218H1V216H3V212L1 213ZM33 211V210H32ZM36 211V210H35ZM38 212H40L39 210H37ZM37 211L35 212V213H37ZM51 211V210H50ZM55 211H57L56 209H55ZM54 211V212H55ZM77 211V210H76ZM79 211H81V210H79ZM78 211V212H79ZM119 211V210H118ZM117 211V212H118ZM157 211V210H156ZM155 211V212H156ZM160 211V210H159ZM174 211V212H175ZM180 211V210H179ZM231 211V210H230ZM264 211V210H263ZM26 212V211H25ZM25 212L23 213V214H25ZM45 212V211H44ZM48 212H49V210H48ZM53 212V210L51 211V213H54ZM83 212V211H82ZM102 212V211H101ZM109 212H110V210H109ZM119 212H122L121 210L119 211ZM129 212V211H128ZM158 212V211H157ZM156 212V213H157ZM161 212V211H160ZM206 212V211H205ZM221 212V211H220ZM238 212V211H237ZM13 213V212H12ZM10 214V215H13V214ZM34 213V214H35ZM46 213V212H45ZM50 213V212H49ZM48 213V214H49ZM65 213V212H64ZM84 213V212H83ZM92 213H93V211H92ZM112 213V212H111ZM127 212H125V214H126ZM137 213V212H136ZM150 213H152L151 211H150ZM150 213H148V214H150ZM188 213H190V212H188ZM188 213H187V215H188ZM209 213V212H208ZM217 213H218V211H217ZM224 214H225V212H223ZM222 213V214H223ZM233 213H235L236 214V210H235V212H233L232 211V214ZM249 213V212H248ZM253 213V212H252ZM251 213V214H252ZM16 214H18V213H16ZM74 214H76V213H74ZM109 214V213H108ZM113 214H116L115 212L113 213ZM137 214H140V213H137ZM145 214H147L146 212H145ZM154 214V213H153ZM175 214V213H174ZM181 214V213H180ZM203 214H204V212H203ZM210 214V213H209ZM219 214H221V213H218V215ZM240 214V213H239ZM250 214V213H249ZM258 214V213H257ZM260 214H262V213H260ZM55 215H56V213H55ZM83 215V214H82ZM93 215V214H92ZM97 215V214H96ZM107 215V214H106ZM130 215V214H129ZM169 215V214H168ZM185 215V214H184ZM186 215V216H187ZM192 215V214H191ZM194 215H196V214H194ZM207 215V214H206ZM226 215V214H225ZM224 215V216H225ZM234 215V214H233ZM236 215H238V214H236ZM65 216V215H64ZM114 216V215H113ZM122 216H123V213H122ZM126 216V215H125ZM124 216V217H125ZM128 216V215H127ZM141 216H142V214H141ZM146 216V215H145ZM148 216V215H147ZM147 216L146 217H144V218H147ZM152 216V215H151ZM150 216V217H151ZM158 216H161V215H158ZM167 216V215H166ZM170 216H172V215H170ZM176 216H178V215H176ZM198 216V215H197ZM204 216H205V214H204ZM203 216V217H204ZM212 216H214V215H212ZM258 216V215H257ZM13 217V216H12ZM81 217H83V216H81ZM106 217V216H105ZM135 217L137 218V216H136V214H135ZM149 217V218H150ZM154 217V216H153ZM191 217V216H190ZM189 217V219H191ZM195 217V216H194ZM206 217V216H205ZM218 217V216H217ZM243 217V216H242ZM245 217H246V215H245ZM251 217H252V215H251ZM3 218H5V216H3ZM122 218V217H121ZM149 218H148V220L147 221H149ZM152 218V217H151ZM161 218V217H160ZM160 218H159V220H160ZM163 218V217H162ZM161 218V219H162ZM169 218V217H168ZM176 218V217H175ZM175 218H172V219H175ZM178 218V217H177ZM176 218V219H177ZM180 218V217H179ZM185 218V220H187L188 218L187 217H184ZM183 218V216H182V219H184ZM187 218V219H186ZM193 218V217H192ZM209 218V217H208ZM220 220H221V217H218ZM236 218H239V217H237L236 216ZM235 218V219H236ZM240 218H241V215H240ZM74 219V218H73ZM72 219V220H73ZM124 219V218H123ZM139 219H141V218H139ZM153 219V218H152ZM156 219H158V218H156ZM181 219V218H180ZM195 219V218H194ZM212 219H215V218H212ZM211 219V220H212ZM217 219V218H216ZM215 219V220H216ZM227 219V218H226ZM234 219V220H235ZM115 220V219H114ZM120 220H122V219H120ZM126 221H127V219H125ZM137 220V219H136ZM144 220V219H143ZM178 220V219H177ZM177 220H176V222H177ZM204 221H206L205 219H203ZM239 220V219H238ZM5 221V220H4ZM75 221V220H74ZM116 221H118V218H117V220ZM115 221V222H116ZM123 221V220H122ZM122 221H120V222H122ZM141 221V220H140ZM162 221H164L165 222V220H162ZM167 221H168V219H167ZM181 221V220H180ZM183 221V220H182ZM197 221V220H196ZM209 221H210V218H209ZM213 221V220H212ZM229 221H228V223H229ZM80 222V221H79ZM113 222V221H112ZM115 222H114V224H115ZM142 222V221H141ZM151 222V224H153L154 223V220L153 221H150ZM149 222V223H150ZM173 222V221H172ZM186 222V221H185ZM199 222H200V218H199ZM3 223H6V222H3ZM82 223V222H81ZM80 223V224H81ZM118 223V222H117ZM147 222L145 221V224H146ZM157 223V222H156ZM168 222H166V224H167ZM178 223H179V221H178ZM177 223V225H179ZM197 223V222H196ZM214 223V222H213ZM226 223H227V221H226ZM227 223V225L229 226L230 225V227H229V230L231 231V225L234 223V221H233V223L232 224H228ZM0 224L2 225V223L0 222ZM8 224V223H7ZM6 224V225H7ZM43 224V223H42ZM75 224V223H74ZM79 224V223H78ZM84 224H85V222H84ZM164 224V223H163ZM187 224V223H186ZM0 225V226H1ZM51 225V224H50ZM76 225H77V223H76ZM116 225V224H115ZM119 225V224H118ZM137 225V224H136ZM143 226L144 225V222H143V225L142 224H139V226ZM168 225V224H167ZM176 225V224H175ZM205 225V224H204ZM225 225V224H224ZM235 225V224H234ZM233 225V226H234ZM248 225V224H247ZM3 226H4V224H3ZM107 226H110V223H108V225ZM113 226V225H112ZM117 226V225H116ZM116 226H114V227H116ZM123 226V225H122ZM127 226H129V225H127ZM127 226H125V227H127ZM149 226V225H148ZM154 226V225H153ZM159 226H161V225H159ZM163 226V225H162ZM166 226V225H165ZM173 226V225H172ZM216 226H217V224H216ZM221 225H219V226H217V227H219V228H221L220 227ZM228 226H225V229H226V227H227V231H229L228 230ZM47 227V226H46ZM50 227V226H49ZM75 227V226H74ZM80 227V226H79ZM83 227V226H82ZM96 227V226H95ZM145 227H146V225H145ZM150 227H152V225H150ZM155 227H157V226H155ZM166 227H168V226H166ZM208 227V226H207ZM214 227V230H215V226H213ZM253 227V226H252ZM77 228H78V226H77ZM81 228V227H80ZM112 228V227H111ZM121 228V227H120ZM133 228V227H132ZM131 228V229H132ZM143 228V227H142ZM148 228V227H147ZM158 228V227H157ZM169 228V227H168ZM172 228V227H171ZM170 228V229H171ZM176 228V227H175ZM192 228H193V226H192ZM191 228V229H192ZM204 228V227H203ZM54 229V228H53ZM55 229H57V228H55ZM61 229V228H60ZM84 229V228H83ZM93 229V228H92ZM96 229V228H95ZM95 229H93V231L95 230ZM114 229V228H113ZM116 229V228H115ZM134 229V228H133ZM154 229V228H153ZM166 229V228H165ZM164 229V230H165ZM185 229H187L186 227H185ZM197 229V228H196ZM211 229V228H210ZM218 229V228H217ZM234 229V228H233ZM258 229V228H257ZM117 230L118 229H116V235H117ZM121 230H122V228H121ZM129 230H130V228H129ZM129 230H128V233H129ZM137 230V229H136ZM142 230V229H141ZM146 230V229H145ZM160 230V229H159ZM159 230H157L158 232H160ZM163 229H161V231H162ZM163 230V231H164ZM188 230V229H187ZM208 230V229H207ZM237 230V229H236ZM235 230V231H236ZM50 231V230H49ZM54 231V230H53ZM52 231V232H53ZM58 231V230H57ZM56 231V232H57ZM84 231H87L86 229L84 230ZM92 231V230H91ZM96 231H97V229H96ZM109 231V230H108ZM139 231V230H138ZM144 231V230H143ZM143 231H142V233H143ZM148 231V230H147ZM169 231V230H168ZM216 232L218 231V230H215ZM213 232V234H215L216 232ZM229 231V232H230ZM62 232V231H61ZM124 231H122V233H123ZM136 232V231H135ZM134 232V233H135ZM189 232V231H188ZM187 232V233H188ZM224 232V231H223ZM240 232V231H239ZM251 232V231H250ZM53 233H55V232H53ZM59 233V232H58ZM81 233V232H80ZM84 233V232H83ZM87 233V232H86ZM110 233V232H109ZM131 233V232H130ZM180 233V232H179ZM179 233H178V235H176V236H179ZM191 233V232H190ZM190 233H188V234H190ZM194 233H196V231L194 232ZM193 233V234H194ZM221 235L220 236H223L224 237V234H222L221 233V231L219 232ZM264 233V232H263ZM52 233L50 232V235H51ZM90 234V233H89ZM97 234H98V231H97ZM101 234V233H100ZM111 234H113V233H111ZM121 234V233H120ZM119 234V235H120ZM124 234H125V232H124ZM123 234V235H124ZM133 234V233H132ZM136 234H137V232H136ZM138 234H140V233H138ZM151 234V233H150ZM160 233H158V235H159ZM184 234H186V232L184 231L183 233H182V235H181V237L182 238H186V237H189V239H191V236L192 237H195V234L194 235H191V236H189L188 234V236H185ZM192 234V233H191ZM230 234V233H229ZM49 235V236H50ZM56 235H57V233H56ZM110 235V234H109ZM109 235H107V237L109 236ZM126 235L128 236V234L126 233ZM145 235V234H144ZM185 237H184V236ZM206 235V234H205ZM217 235V234H216ZM249 235V234H248ZM251 235V234H250ZM264 235V234H263ZM262 235V236H263ZM55 236V234H53L52 235V237H54ZM97 236V235H96ZM99 236V235H98ZM97 236V237H98ZM102 235H100L99 237H101ZM132 236V235H131ZM141 236V235H140ZM149 236V235H148ZM161 236H162V234H161ZM164 236V235H163ZM168 236V235H167ZM170 236V235H169ZM172 236H174V233H173V235ZM175 236V237H176ZM227 235H225V237H226ZM228 236H230V235H228ZM233 236V235H232ZM94 237V236H93ZM99 237H98V239H99ZM106 237V238H107ZM113 237V236H112ZM112 237H110V238H112ZM118 237V236H117ZM121 237V236H120ZM120 237H118V238H120ZM125 237V236H124ZM137 237V236H136ZM160 237V236H159ZM175 237H173V239L175 238ZM197 237V236H196ZM204 237V236H203ZM217 237V236H216ZM234 237H235V234H234ZM96 238V237H95ZM126 239L125 240H127L128 239V242H129V237H125ZM141 238V237H140ZM162 238V237H161ZM171 238V237H170ZM170 238H169V240H170ZM179 237H176L174 240H175V242H177L176 241V239H178ZM201 238V237H200ZM213 238V237H212ZM249 238V237H248ZM251 238V237H250ZM89 239H91V238H89ZM112 239H114V240H116L115 239V236H114V238H112ZM122 240L124 239L123 237L121 238ZM131 239V238H130ZM148 239V237L147 238H145V239H142V240H147ZM157 238H155V240L153 239V242H152V244H150L151 246H150V249L152 248V247H154V246H152L155 242H157L158 240H156ZM159 239V238H158ZM163 239H165V238H163ZM168 239V238H167ZM166 239V240H167ZM172 238H171V240H173ZM195 239V238H194ZM214 239V238H213ZM212 239V240H213ZM232 239V238H231ZM246 239V238H245ZM244 239V240H245ZM262 239V238H261ZM100 240V239H99ZM99 240H97L96 239V241L95 242H99ZM119 240V239H118ZM121 240V242L123 243V241ZM136 240V239H135ZM141 240V239H140ZM173 240V241H174ZM184 240V239H183ZM182 239H181V241H183ZM186 240H188V239H185V241H184V243L186 242ZM196 240H199V238L197 239L196 238ZM253 240H255V239H253L252 238V241ZM93 241V240H92ZM111 241V240H110ZM162 241V240H161ZM160 241V242H161ZM171 242V241H169V244L170 243H172L173 245L172 246H175V248L177 247V245H176V243L175 242ZM180 241V242H181ZM97 242V243H98ZM102 242V241H101ZM100 242V243H101ZM118 242V241H117ZM119 242H120V240H119ZM121 242H120V244H121ZM125 242H127V241H125ZM136 242V241H135ZM139 242H141V241H139ZM199 242V241H198ZM205 242H207V240L205 241ZM204 242V243H205ZM231 242V241H230ZM243 242V241H242ZM246 242V241H245ZM61 243V242H60ZM88 243H90L91 244V242H90V240H89V242ZM94 243V242H93ZM96 243V244H97ZM105 244H103V242H102V245L103 246H106L107 247V243L106 242H104ZM109 243H111V242H109ZM147 243V242H146ZM145 242L143 243V244H146ZM162 243H163V241H162ZM165 243V242H164ZM178 243V242H177ZM182 243V242H181ZM181 243H179V244H181ZM207 243H209V242H207ZM256 243V242H255ZM95 244V243H94ZM95 244V245H96ZM99 244V243H98ZM112 244V243H111ZM111 244H109V246H112ZM118 244V243H117ZM119 244V245H120ZM139 244V243H138ZM137 244V245H138ZM143 244L142 243H140L139 245H138V247L141 245L142 246V248H141V250L143 249ZM148 244V243H147ZM158 245L157 246H159V243H157ZM168 244V242H166L165 243V248H168V247H170V246H168L167 245ZM175 244V245H174ZM183 244V243H182ZM198 244V243H197ZM206 244V243H205ZM213 244H214V242H213ZM243 244H244V242H243ZM253 244H254V242H253ZM46 245H48V246H52V242L51 241H47L46 242ZM115 245V244H114ZM136 245V246H137ZM163 245V246H162ZM167 245V246H166ZM201 245V244H200ZM199 245V246H200ZM203 245V244H202ZM210 245V244H209ZM216 245H217V243H216ZM235 245V244H234ZM237 245V244H236ZM235 245V246H236ZM256 245V244H255ZM88 246H90L89 244H88ZM98 246V245H97ZM100 246V245H99ZM99 246H98V248H99ZM123 246V245H122ZM149 246V245H148ZM161 246H162V248H160V251H161V249H162V251L163 252H165L164 250H163V247H164V244H161ZM182 246V245H181ZM190 246V245H189ZM233 246V245H232ZM63 247V246H62ZM75 247V246H74ZM117 247V246H116ZM119 247V246H118ZM125 247V246H124ZM123 247V248H124ZM147 247V246H146ZM156 247V246H155ZM187 247V246H186ZM194 247V246H193ZM222 247V246H221ZM220 247V248H221ZM238 247V246H237ZM243 247V246H242ZM246 247V246H245ZM76 248H77V246H76ZM100 248H101V246H100ZM105 248V247H104ZM107 248H110V247H107ZM107 248H105V249H107ZM123 248H120L119 250L121 251H124V249ZM159 248H157L158 249V251H159ZM21 249V248H20ZM20 249L18 250V251H20ZM28 248L26 247L25 248V251L27 250ZM88 249V248H87ZM102 249H103V247H102ZM116 248H114V250H115ZM118 249V248H117ZM136 249V248H135ZM137 249H139V248H137ZM156 249V250H157ZM179 249H181V247H179L178 248V250ZM184 249V248H183ZM229 249V248H228ZM259 249V248H258ZM258 249H256L257 251H259ZM22 250V249H21ZM91 250H93V249H91ZM98 251L97 250V248L96 249H94V252H96V251ZM108 250V249H107ZM153 250V249H152ZM155 250V251H156ZM169 250V249H168ZM167 249H166V252L168 253L169 251H172V250H169L168 251ZM175 250V249H174ZM173 250V251H174ZM198 250V249H197ZM236 251H237V249H235ZM90 251V250H89ZM88 251V252H89ZM102 251H105V250H102ZM125 251H126V249H125ZM199 251H201V250H199ZM224 251V250H223ZM226 251V250H225ZM244 251V250H243ZM261 251V250H260ZM263 251V250H262ZM74 252V251H73ZM81 252H82V250H81ZM91 252H93V251H91ZM100 252H101V249H100ZM111 251H109V253H110ZM116 252L117 253H119L118 252V250H116ZM139 252H141V251H138V253ZM146 252V251H145ZM150 252H151V250H150ZM150 252H149V254H150ZM162 252V253H163ZM165 252V253H166ZM178 252V251H177ZM176 252V253H177ZM203 252V251H202ZM201 252V253H202ZM245 252V251H244ZM251 252V251H250ZM102 254L104 253V252H101ZM100 253V254H101ZM107 253V252H106ZM136 253H137V251H136ZM143 253H144V251H143ZM157 253V252H156ZM156 253H154V255L156 254ZM159 253V252H158ZM188 253V252H187ZM235 253V252H234ZM254 253V252H253ZM257 253V252H256ZM260 253V252H259ZM55 254V253H54ZM83 255H84V253H82ZM90 255L92 254V253H89ZM95 254V253H94ZM102 254H101V256H102ZM105 254V253H104ZM112 254V253H111ZM124 254V258H125V253H123ZM135 254V253H134ZM141 254V253H140ZM146 254H148V253H146ZM148 254V255H149ZM153 254V253H152ZM169 254V253H168ZM167 254V255H168ZM171 254V253H170ZM169 254V256L171 257L172 256V254L170 255ZM184 254V253H183ZM197 254H198V252H197ZM249 254H251V253H249ZM261 254V253H260ZM53 255V254H52ZM82 255V256H83ZM136 255V254H135ZM148 255H146V256H148ZM166 255V256H167ZM175 254H173V256H174ZM199 255V254H198ZM227 255V254H226ZM233 255V254H232ZM257 255H259L258 253H257ZM256 254H255V256H257ZM261 255H263V254H261ZM4 256V255H3ZM59 256H60V252H59V255L57 256L58 258H59ZM63 256V255H62ZM81 256V255H80ZM80 256H78V257H80ZM95 255H93V257H94ZM97 256V255H96ZM98 256H99V254H98ZM97 256V257H98ZM104 256V255H103ZM105 256H106V254H105ZM108 256V255H107ZM110 256V255H109ZM120 256H122V253H121V255ZM120 256L118 255V257H119V259H120ZM133 256V255H132ZM142 256V255H141ZM140 256V257H141ZM150 256V255H149ZM149 256H148V258H149ZM161 256H163L162 254H161ZM172 256V257H173ZM251 256V255H250ZM5 257V256H4ZM93 257H88V258H93ZM100 257V256H99ZM116 257V256H115ZM114 257V258H115ZM123 257H122V259H123ZM131 257V256H130ZM142 257H145V256H142ZM229 257V256H228ZM235 257H236V253H235ZM21 258V257H20ZM24 258V257H23ZM61 258H63V257H61ZM101 258V257H100ZM111 259H112V257H110ZM137 258V257H136ZM147 258V259H148ZM152 258H153V255H152ZM155 258V257H154ZM174 258V257H173ZM219 258V257H218ZM252 260H253V258H257V257H254V255H253V258L252 257H250ZM261 258H262V256H261ZM264 258V257H263ZM50 259H52V258H50ZM78 259V258H77ZM79 259H83V258H79ZM78 259V260H79ZM86 259V258H85ZM96 259V258H95ZM118 259V258H117ZM118 259V260H119ZM122 259L120 260V261H122ZM126 259V258H125ZM144 259V258H143ZM157 259V258H156ZM5 260H7V259H5ZM22 260V259H21ZM25 261H26V259H24ZM41 260V259H40ZM55 260V259H54ZM53 260V261H54ZM76 260V259H75ZM84 260V259H83ZM87 260V259H86ZM93 260V259H92ZM96 260H99L98 258L96 259ZM96 260H94V261H96ZM103 260V261H102ZM100 262H101V264H103V262H104V259H102ZM112 260H114V259H112ZM140 260V259H139ZM164 260H166V258L164 259ZM195 260H197V259H195ZM194 260V261H195ZM205 260V259H204ZM235 260H236V258H235ZM257 260V259H256ZM264 260V259H263ZM9 261V260H8ZM23 261V260H22ZM24 261V262H25ZM30 261V260H29ZM43 264L45 263V259H43ZM52 260L50 261V262H48L49 264L52 262V263H55V262H53ZM58 262H59V260H57ZM67 261V260H66ZM89 261H90V259H89ZM98 261V262H99ZM106 261V260H105ZM111 261V260H110ZM154 261V260H153ZM170 261V260H169ZM174 261H176V260H174ZM182 261V260H181ZM185 261V260H184ZM198 261V260H197ZM19 262H20V260H19ZM69 262V261H68ZM76 264L78 263L77 261H74ZM80 262V261H79ZM86 262V261H85ZM98 262H96V263H98ZM116 262H117V260H116ZM123 262V261H122ZM135 262V261H134ZM138 262V261H137ZM165 262V261H164ZM171 262H173V260H171ZM171 262H169V264H172ZM253 262V261H252ZM259 262H260V259H259ZM5 263V262H4ZM13 263V262H12ZM28 262H26V264H27ZM36 264L37 263H39V264H42L41 262H35ZM47 262H46V264H48ZM51 263V264H52ZM75 263H73V264H75ZM83 263V262H82ZM105 264L107 263V261L106 262H104ZM110 263V262H109ZM112 263V262H111ZM139 263V262H138ZM143 263H144V261H143ZM149 263H150V259H149ZM149 263H147V264H149ZM185 263V262H184ZM198 263V262H197ZM242 263V262H241ZM256 263L258 264V260L256 261ZM18 264V263H17ZM20 264V263H19ZM21 264H24V263H21ZM29 264V263H28ZM32 264V263H31ZM90 264V263H89ZM100 264V263H99ZM108 264V263H107ZM114 264V263H113ZM117 264H119V263H117ZM121 264H123V263H121ZM133 264V263H132ZM142 264V263H141ZM151 264H153V263H151ZM158 264V263H157ZM165 264V263H164ZM166 264H167V262H166ZM176 264V263H175ZM183 264V263H182ZM195 264V263H194ZM214 264V263H213ZM264 264V263H263Z\"/></svg>","mask_w":264,"mask_h":264},{"label":"crops","instance_id":"crops-1","mask_svg":"<svg viewBox=\"0 0 264 264\" xmlns=\"http://www.w3.org/2000/svg\"><path fill=\"white\" fill-rule=\"evenodd\" d=\"M200 27H201V32L204 33V34H211V31L209 29V25H207L206 21H200ZM212 35V34H211ZM238 54V53H236ZM242 58H245L250 64H252V61H250V59L242 56L241 54H239ZM259 68L260 70H262L264 72V69L260 68V67H257Z\"/></svg>","mask_w":264,"mask_h":264}]
</instances>
